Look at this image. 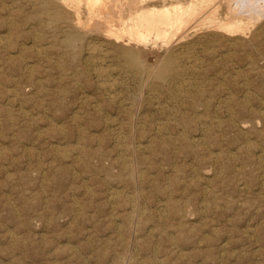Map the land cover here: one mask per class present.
Here are the masks:
<instances>
[{"label":"rangeland","instance_id":"374dc122","mask_svg":"<svg viewBox=\"0 0 264 264\" xmlns=\"http://www.w3.org/2000/svg\"><path fill=\"white\" fill-rule=\"evenodd\" d=\"M2 1L6 2V4ZM14 1H16V0H10V1L9 0H0V4L3 3L0 5V14H2V15H0V34H1L0 40L1 41L4 40V42H0V46H1L0 49H2V50H0V81H1V83H0V87H1L0 88V151L1 152L0 153H1V155L3 154L2 156H0V158H1L0 159V264H113V263L114 264H120V263H122V264L123 263L124 264H128V263H130V264H140V263L141 264H146V263L147 264H150V263L151 264H159V263L160 264H163V263L164 264H264V190L261 191V188L264 189V182H263L264 181V168H263L264 163H262V162H264V158H263L264 157V152H263L264 146H262V145H264V130H263L264 129V126H263L264 123H261V122H264V115H263L264 114V101H263L264 100V98H263V96H264V94H263L264 93V90H263L264 84L261 83L264 81V73H263V71H264V59H263L264 58V54H263L264 53V45L263 44L264 43H261V41L263 42L262 39L264 38V35L261 36L262 38H260L259 42L256 43V45L254 46L257 49L254 47H252V48L247 47V49H246L245 46L242 47L241 45H238V47H237V45H234V46L220 45V46H218V45H213L212 43H207L208 45H206V43H197V46L198 45L199 46L195 47V49H194L195 51H193V52H194L195 56H200L199 58H200V61H202L201 64H202L203 70L200 73H197L196 75L188 74L189 77L191 76V78H193V81H194L193 86L195 88L192 86L193 88L192 87L189 88L188 90H190V91L185 92V93H184V91L183 92L177 91V92H173L174 93V95H173V93H170L173 91V89H169V86H168L169 83L167 85V83L166 84H160L158 82H154V83H151V85H149V87H148V85H146L147 87L144 86L142 88V84H140L139 82H136L137 80H135L131 75L130 76L125 75L126 78H124V74L120 75L118 73V75H119L118 76L117 73H114L113 75L110 76L113 79L108 77V79H110L109 81L113 80L116 82L115 87H117L114 89L115 90L113 92L114 94H112L115 96L114 98L112 97V99H113V101H112L111 94L109 95V92L108 91L106 92L105 88L100 86L101 81L99 78H97V76L94 73L93 68L95 66H93V63H91L89 61V55H88L86 49L84 47H82V48L81 47H75V49L72 47H70V48L67 47L64 44L65 43L64 37H62V36H64V32H62L61 29H59L54 22L52 24V20L49 19L48 15L42 13V11H41L42 8L39 7L40 5L38 3H36V6H35V2L30 1V0H17L18 3L17 2L15 3ZM20 1H22V2H20ZM3 5H5L6 7L4 8ZM31 6H33V8ZM20 7H21V9H20ZM22 7H23V9H22ZM34 7H36V8H34ZM16 9L18 11H16ZM31 9H33V10H31ZM39 10H40V12H39ZM11 11L13 12L12 13L13 15L11 14ZM30 12L32 15L30 14ZM34 13L36 16H34ZM15 14H16V16H15ZM6 15L8 17H6ZM37 15H39V17ZM12 17H14V18L12 19ZM25 17H27V18H25ZM46 17H47V19H46ZM17 18L19 21L17 20ZM45 21H48V22L46 23ZM9 22H10V24H9ZM15 22H16V24H15ZM34 23H36V24H34ZM14 24H15V26H14ZM51 24H52V26H51ZM8 25H9V27H8ZM27 25L30 26L29 29L26 28V27H28ZM32 25L33 26L36 25L35 28L37 30L34 27L32 28ZM37 25H38V27H37ZM39 26H41L40 28H42V29H40ZM6 27L9 29H7ZM12 27H15V28H12ZM47 28H48V30H47ZM55 28H57V29H55ZM12 29L14 31L9 32V30H12ZM26 30H27V33L30 32L32 34H27ZM6 31H7V33H6ZM35 32H37L38 34ZM49 32H51V33H49ZM10 33H12V34L9 35ZM5 34H6V36H5ZM32 35H34L35 37ZM26 36H28V37L26 38ZM40 36L43 39L39 38L40 39V41H39L38 37H40ZM35 38L37 39V41ZM33 39H35V40H33ZM195 39H197L196 41H198L197 37ZM47 40H50V41H47ZM53 40H55V41H53ZM33 41H35V43ZM5 42H7V44ZM4 43L6 44V47L4 46L5 45ZM32 43H34V44H32ZM59 43H60V45H59ZM260 43H261V45H260ZM24 44H25V47H23ZM40 44H41V46H40ZM61 44L62 45L64 44L63 46H65L66 48L63 47ZM46 45L48 46V48L46 47ZM36 46H37V48H36ZM20 47H22V50H20L21 49ZM54 47H58L59 49L57 50V48H54ZM214 47L216 48V50ZM230 47H231V49H230ZM24 48H26L27 50ZM32 48H34V49H32ZM35 48H36V50H35ZM64 48L67 50H65ZM38 49H41L42 52H40V50H38ZM206 49L209 50V51L207 50V52L210 54L206 53ZM228 49H229V51H228ZM52 50H54V51H52ZM73 50H75V52H73ZM211 50H213V51H211ZM14 51L16 52V54ZM64 51H66L68 53H65ZM214 51H215V53H214ZM252 51H254V52H252ZM78 52H80L82 56ZM232 52H234V54ZM256 52H259V53H256ZM260 52L262 53L263 56L261 55ZM18 53H20V56ZM22 53H23V55H22ZM230 53L233 55L231 56ZM42 54H43V56H42ZM47 54H48V56H47ZM52 54H54L55 57ZM62 54H64L67 57H65L64 55H63L64 56L63 57ZM69 54H71V55H69ZM73 54L74 55L79 54V55H77L78 57L76 56L78 59L75 60L76 57ZM225 54L228 57L227 56L224 57ZM11 55L12 56L14 55V57L12 59H11V57H12ZM15 55H16V57H15ZM49 55L51 57H49ZM146 55L148 56L149 54H146ZM206 55H207V57L209 55L210 56L206 59ZM250 55L251 56L253 55V56L251 57ZM255 55H256V57H255ZM45 56L47 58H45ZM222 56H223V58L221 59ZM22 57H24V58H22ZM61 57H63V58H61ZM248 57L249 58L251 57L249 59V61H248ZM254 57H255V59L253 60L252 58H254ZM72 58H74L75 61L72 60ZM218 58H220L222 61ZM233 58H235V59L233 60ZM51 59H52V62H51ZM84 59L86 62L84 61ZM213 59H214V62H216L217 60L219 62L217 61L216 63H213ZM245 59H247V60H245ZM251 59L253 60V63H252ZM257 59L259 61L260 60L261 61L259 62V61H257ZM58 60H59V62H58ZM207 60L209 62H207ZM71 61H74L75 64H77V65H75L74 62H71ZM233 61H235L237 64L234 63ZM8 62L11 64H9ZM69 62H70V64H69ZM83 62L86 64V66ZM204 62H206L207 65ZM25 63H28L27 67H25L26 66ZM232 63L235 65H233ZM54 64L55 65L58 64V66H55ZM209 64H211V65L209 67H207ZM220 64H222V65H220ZM226 64H229L230 66L226 65ZM239 64H240V67H239ZM28 65L30 68L28 67ZM35 65H37V68L35 67ZM71 66H72V68H71ZM224 66H226L227 68L226 67L224 68ZM252 66H254V67H252ZM16 67L17 68L19 67V68L17 69ZM32 67H34V70H35L33 72L31 71V69H33ZM89 67L92 70H90ZM234 67H236V68H234ZM13 68H15L14 72L10 70ZM64 68H66V69L64 70ZM205 68H207V69H205ZM210 68H211V70H209ZM244 68H246V69H244ZM24 69L26 70V72ZM81 69L82 70L84 69V71L82 72ZM216 69L219 72H217ZM235 69H237V71H235ZM238 69H240V70H238ZM258 69L259 70L262 69V71L261 70L259 71ZM241 70H242V72H241ZM73 71L75 72V74ZM85 71H86V73L87 72H89V73L86 74V73H84ZM253 71H255V73H256L255 75H254ZM17 72H18V74H17ZM250 72L252 74H250ZM35 73H36V75H34ZM204 73H205L204 76H206V77L201 76ZM80 74L81 75L83 74V76H81ZM199 74H201L200 77H199ZM27 75H29V76L34 75V76H32V78H31V76L29 77ZM57 75H58V77H57ZM67 75L69 78L67 77ZM69 75L70 76H76L79 79L77 78L75 80L74 78H76V77L70 78ZM216 75H217V77H216ZM85 76H86V78H85ZM229 76H231V77H229ZM25 77H27V78H25ZM66 77H67V79H66ZM80 77H83L82 80ZM223 77H225V78H223ZM244 77L248 78V80L250 79L249 84H248L249 81L247 79H245ZM14 78H15V80H14ZM21 78L23 80H21ZM36 78H38V79H36ZM88 78L89 79L91 78V80L87 81L86 79H88ZM131 78H133V79H131ZM201 78L203 80H201ZM236 78L239 81V83H237L238 81L235 80ZM254 78H255V80H254ZM213 79H214V81H213ZM259 79H262L263 81L259 80ZM19 80H21V81H19ZM79 80L81 82H79ZM85 80H86V82L84 83L83 81H85ZM224 80H225V82H224ZM230 80H231V82H233L232 85H229ZM245 80L247 82H245ZM117 81H119L121 83H119ZM218 81H220V82H218ZM36 82H37V84H36ZM124 82H125V85H123ZM195 82H197V83H195ZM198 82L199 83L202 82L203 84L200 83L197 86L196 84H198ZM217 82L220 83L219 88L222 89V87H223V89H225L224 91L218 89V86H217L218 83ZM41 83H44V84H41ZM49 83H51V84H49ZM221 83H223V85ZM241 83H242V85L239 86ZM127 84H128V86H127ZM214 84H215V86H214ZM225 84H227V86ZM18 85H20V86H18ZM27 85H29V86H27ZM31 85L34 87H30ZM50 85L51 86L54 85V86L51 87ZM58 85H60V86H58ZM49 86H50V89H49ZM56 86H57V88H56ZM69 86H70V88H69ZM71 86L73 88H71ZM163 86H164V88H163ZM170 86H175V84H172V85L170 84ZM210 86H211V88H210ZM242 86H244V87H242ZM92 87H94L93 89L95 91L92 89ZM128 87H129V89H127ZM227 87H229L231 90ZM231 87L234 88V90ZM254 87L257 88L258 90L261 87L262 91L261 92L260 91L254 92V90H257ZM35 88H37L38 90ZM40 88L42 90H45V91L43 92ZM144 88L146 91L144 90ZM236 88H238V89H236ZM17 89H18V92H17ZM47 89H49V90H47ZM63 89H64V92H63ZM74 89H75V91H74ZM119 89L121 92L119 91ZM157 89H159V91ZM167 89L170 91H168ZM195 89H197V90H195ZM214 89L216 90V92H214L215 91ZM226 89L228 90V93L226 92L227 91ZM250 90L252 92H250ZM52 91H53V93H51ZM69 91H70V93H69ZM98 91L99 92L102 91V92L99 93ZM150 91H152V92H150ZM204 91L208 92V93L206 94ZM229 91L231 93H229ZM234 91H238L239 94L237 95V93H235ZM243 91L245 94L243 93ZM14 92H16V93H14ZM65 92H68V93H65ZM131 92L134 93L132 96H131V94H132ZM72 93H74V94H72ZM149 93H151V94H149ZM165 93H166V95H165ZM182 93H183V95H181ZM196 93L198 94V96L196 95ZM219 93H221V94H219ZM240 93H243V95ZM253 93H255L256 96H254L255 94H253ZM257 93H259V94L257 95ZM24 94H26V95H24ZM46 94H48V95H46ZM80 94H83L82 96L86 100L82 96L79 98ZM88 94H90V95H88ZM139 94H140V96H138ZM191 94H193L192 95L193 97H191ZM227 94H230L229 96L231 97L232 102L229 100L230 97L229 98L227 97L228 96ZM234 94H235V97L237 96L236 98L234 97ZM54 95L56 97H54ZM67 95L70 97H67ZM116 95H117V97H116ZM120 95L123 96L124 100ZM135 95L137 97H135ZM150 95L153 99L152 98H151L152 100L146 99V98H149ZM176 95L181 96L182 99L179 98V96L177 97ZM249 95H253V97L250 98ZM247 96H249V97H247ZM57 97H59V98H57ZM61 97L62 98L64 97V98L61 99ZM120 97H121V100H123V101L120 100L121 103L123 102L122 103L123 105L119 101ZM163 97L166 98V101H164L165 99ZM185 97H187V98H185ZM198 97H199V99H198ZM217 97L221 101L218 100ZM225 97H227L226 100L228 102L224 99ZM233 97H234L235 101L233 100ZM238 97L239 98L242 97V98L239 100ZM243 97H244V99H243ZM259 97H260V99H259ZM90 98H92V99H90ZM93 98H95V99H93ZM174 98H175V100H174ZM178 98H179V100L181 99L180 100V102L182 101L181 103L179 102ZM192 98L194 100H196V99L197 100L194 101ZM221 98H223L224 101H226V102H224ZM37 99H38V101H37ZM55 99L57 100L58 104L56 103ZM67 99H68V101H67ZM155 99L157 100L156 101L157 104L155 103ZM188 99L190 100L189 102H191L190 104L193 103L192 105H188ZM242 99L245 101H241ZM247 99H248V101H247ZM62 100H64V101H62ZM95 100H96V102H95ZM136 100H139V101H136ZM142 100H143V102H142ZM148 100H150V101H148ZM169 100H170V103L168 102ZM171 100H174L175 102L171 101ZM176 100L178 101V104L180 105V109H182L184 111L178 109L179 105H177ZM205 100L206 101L209 100V101L205 102ZM258 100H261V101L257 102ZM93 101L95 104L93 103ZM115 101H118V102H115ZM129 101L132 102V104ZM222 101L224 104L222 103ZM251 101H252V103H251ZM47 102H48V104H47ZM65 102H66V104H65ZM78 102H80V104ZM113 102H115V103H113ZM234 102H237V104ZM245 102H247L248 104ZM216 103H218V105ZM227 103L230 105L233 103L231 105V107L234 110L229 105H228V107L230 109H227L228 108ZM241 103H242V106H241ZM54 104H55V106H54ZM67 104H68V106H66ZM82 104H83V107H82ZM88 104L91 106H89ZM97 104H99V105H97ZM113 104L114 105L116 104V105L114 106ZM153 104H156L157 107H156V105L154 106ZM164 104H165V106H164ZM202 104H203V106H202ZM243 104H245V107H247V105H248V111H246L247 108H245ZM249 104H250V106H249ZM254 104H256V105L254 106ZM49 105L52 106L53 108L52 107L49 108L50 107ZM61 105H62L63 109H61V107H60ZM79 105H80V107H79ZM126 105L131 107V109L127 110L129 107H126ZM182 105L187 106V108L185 107L186 110ZM224 105H225V107H224ZM233 105H235L239 110L236 109V107ZM117 106H119L120 108L118 109ZM137 106H138V109H137ZM153 106L155 107L154 109H152ZM171 106H172V108L170 109ZM181 106H182V108H181ZM218 106H220V107H218ZM256 106H257V108H256ZM71 107H72V110H71ZM98 107H100V108H98ZM114 107H115V109H114ZM124 107H125V109H124ZM240 107H241V109H240ZM242 107H244V110ZM252 107H254L255 109ZM260 107L262 109L258 110ZM96 108H98V109H96ZM174 108H176L175 109L176 111L174 110ZM191 108H193V109H191ZM206 108L207 109L209 108V109L207 110ZM216 108H217V111L215 110ZM80 109H82V111ZM196 109L198 112L196 111ZM200 109H201V111H200ZM212 109H214V110H212ZM253 109H254V111H252ZM65 110L70 115L66 114ZM74 110L76 113L74 112ZM88 110H89V112H87ZM109 110H110V112H108ZM169 110H170V112H169ZM202 110H204V111H202ZM210 110H212V111H210ZM220 110H224V111L226 110V111L220 112ZM250 110L253 113H255V117H254V114ZM262 110H263V112H262ZM58 111H60V112H58ZM61 111L62 112L64 111V112L62 113ZM91 111H92V113H91ZM136 111H137V113L139 111V113L136 114ZM141 111H143V113ZM185 111L188 112L187 115L185 114L186 113ZM213 111H215V114L213 113ZM228 111L230 112L229 114L227 113ZM245 111H246V113H245ZM256 111L257 112L259 111V112L257 113ZM77 112L79 113V115ZM128 112L131 113V115H129ZM193 112L195 113L196 116L194 115ZM219 112H220V114H219ZM239 112L241 114H244L245 116L239 114ZM247 112L250 114H248ZM175 113H177V114H175ZM183 113L187 117L186 116L182 117ZM224 113H227V114H224ZM26 114L27 115L29 114V115L27 116ZM73 114H75V115H73ZM105 114L106 115L109 114V115L105 116ZM116 114H118V115H116ZM260 114L262 116H260ZM76 115H78V116H76ZM112 115H114V116H112ZM133 115L136 119L133 117ZM161 115H162V117H161ZM173 115L174 116L176 115V116L174 117ZM232 115H234V116H232ZM31 116L33 118H30ZM79 116H82V117L79 118ZM123 116H125V117H123ZM136 116L138 117V120H137ZM180 116L182 117V119H179ZM198 116H200V117H198ZM211 116L216 118L215 120L218 119V121H214L215 128L213 125L214 118H212ZM224 116H226V117H224ZM74 117L77 119H74ZM149 117H151L152 119ZM157 117L158 118L160 117V118L158 119ZM197 117L199 120L197 119ZM202 117H204V118H202ZM206 117H207V121H206ZM209 117L211 120L208 119ZM222 117H224V118L222 119ZM108 118H109V120H108ZM143 118H145V119L143 120ZM191 118H193V119H191ZM71 119H74V120H71ZM148 119H150V120H148ZM153 119H156V120H153ZM219 119H220V122H219ZM228 119L231 121V124L233 123L232 125L230 124V121H228ZM33 120L37 124L35 122L32 123ZM75 120H78L80 123L78 121H75ZM125 120H127V121H125ZM152 120L154 122L156 121L155 122L156 124L154 123V125L156 127L153 125ZM170 120L172 121V123H174V121L176 123L172 124L170 122ZM222 120H223V122H222ZM252 120L256 121V122H254L255 123L254 125L252 124L253 123ZM12 121L13 122L15 121V122L13 123ZM91 121H93V122L91 123ZM106 121H108L109 123H107ZM163 121H166V122L164 123ZM200 121H201V123H200ZM245 121L247 124L245 123ZM121 122L122 123L127 122L128 124L126 123L127 126L125 124H124L125 126H123V124ZM187 122L188 123L190 122V124H188ZM203 122H204V124H203ZM217 122H218V126H217ZM225 122H227L226 125L224 124ZM243 122L245 123V125ZM111 123L113 125H111ZM120 123L123 127L122 126L120 127ZM158 123H160V124H158ZM163 123H164V125H163ZM179 123L182 124V126L180 128H179V125H180ZM208 123L210 126L206 127L205 125H208ZM211 123H212L214 130L211 126ZM240 123L241 124L243 123L242 126ZM30 124L32 126H30ZM76 124H78V125H76ZM107 124H109V125L107 126ZM145 124L147 126L146 128H145ZM177 124H178V126H177ZM201 124L204 125L205 127L204 126L202 127ZM219 124H220V126H219ZM250 124H252V128H251ZM34 125H35V127H34ZM58 125L61 126L60 129L58 128L59 127ZM63 125H66V126L63 127ZM141 125L144 127H142ZM152 125H153V129H152ZM158 125H160V126L158 127ZM256 125L257 126L259 125V126L255 127ZM134 126L137 129L140 128V130H137L136 128H134ZM161 126H164V127H161ZM199 126H200V128H199ZM222 126H223V129L220 128ZM245 126L249 129V131L244 132L245 130H248ZM160 127L163 130H161ZM166 127H167V131L165 130ZM169 127L171 129H168ZM217 127H218V129L219 128L221 129V130L219 129V132L222 131V133L223 132H225V133H223V134L219 133L217 130ZM236 127L239 129H237ZM61 128L62 129L64 128L65 130L64 129L62 130ZM80 128H81L82 132H81ZM82 128H84V129H82ZM125 128H126V130H125ZM202 128H204L205 131L202 130ZM225 129H228V130L224 131ZM234 129L240 130V131H236ZM251 129L252 130L255 129L254 131H256V132H254V131L252 132ZM72 130L73 131L76 130V132H73ZM83 130H84V132H83ZM104 130H107V132ZM111 130H113V132L115 131L114 134L117 136H115ZM129 130H131V131H129ZM141 130L142 131L146 130V132L141 133L142 132ZM215 130H217V131L215 132ZM258 130L259 131L262 130V132L260 133ZM38 131H39V133H38ZM108 131L109 132L111 131L112 133H109ZM116 131L118 132V134H116L117 133ZM133 131H134V134H133ZM138 131H139V134H138ZM200 131H201V133H200ZM208 131H209V133H208ZM228 131H230V132H228ZM66 132H70V133H66ZM71 132H73V133H71ZM79 132H80V134H79ZM147 132H148V134H146ZM152 132H153V134H152ZM167 132H169V133H167ZM181 132H182V134H181ZM183 132L184 133L186 132V134L188 132V134L186 135ZM240 132H242V134H240ZM127 133L129 135V137H128ZM202 133H204V136ZM246 133H248V135H246ZM259 133H260V135H259ZM85 134H87V135H85ZM162 134H163V136H166L167 138L166 137L162 138ZM189 134L191 135L192 138L189 136ZM120 135L122 136L121 137L122 139L120 138ZM124 135H125V137H124ZM152 135H154V136H152ZM216 135H217V137H215ZM230 135H232V136H230ZM63 136L64 137L66 136L65 138H67V139H65ZM174 136H175V138H174ZM207 136H209L210 138L209 137L206 138ZM223 136H225V137H223ZM246 136L248 138H246ZM72 137H74L73 140H72ZM99 137H100V140L98 141ZM126 137L130 141V143ZM137 137H138V139H137ZM152 137H154V138H152ZM183 137H184V139H183ZM226 137L228 138V141H226L227 140ZM233 137H234V140H233ZM261 137H263V138H261ZM41 138H42V140H41ZM111 138H113V139H111ZM124 138H126V139L123 140ZM160 138H162V139H160ZM169 138H171V139H169ZM186 138H188V139H186ZM223 138H225V139H223ZM146 139H148V140H146ZM149 139H153V141L154 140L155 141L151 142V140L149 141ZM191 139H194L196 142L194 140L192 141ZM200 139H202L203 142H200V141H202ZM206 139L207 140L210 139V140L207 141ZM135 140L136 141L138 140V141L136 142ZM159 140H161V142ZM72 141H73V143H72ZM100 141H104V142H102V144H100L101 143ZM163 141L167 142V143L164 142L165 146L163 145ZM173 141L175 142L174 145L177 148H175L174 145L172 147H170L173 144ZM184 141L185 142L188 141L189 143L188 142L185 143ZM247 141H248V143H247ZM127 142H128V144H131L129 148L127 147V145H128ZM156 142H157V145L154 146V144ZM168 142L170 144H168ZM193 142H194V144H193ZM220 142H221V144H220ZM257 142L259 143V145ZM124 143L127 145H125ZM195 143L199 144V146L196 145V147H195L194 146ZM81 144L83 147L80 146ZM111 144H112V146H111ZM120 144H123V145H120ZM139 144H140V146H138ZM147 144H148V147H146ZM166 144L168 145V147ZM178 144H179V146H178ZM250 144H251V146H250ZM101 145H102V147H101ZM218 145H220V146H218ZM240 145H241V147L239 148ZM66 146H68V147H66ZM72 146H76L77 148L72 147ZM114 146H116V148ZM131 146H133V148H131ZM141 146L142 147L144 146L146 149L143 147V150H142ZM158 146L160 148H158ZM205 146H208V148ZM247 146L250 147V148H248L249 153H247V151L245 150ZM161 147H163V148H161ZM169 147L173 150L169 149ZM178 147H180V148H178ZM251 147H252V149H251ZM74 148L77 151L74 150ZM89 148H91V149H89ZM107 148H108V150H107ZM117 148H120V149H117ZM125 148L128 150H126ZM195 148H196V150H194ZM84 149H87V150H84ZM100 149L103 150V152L102 151L98 152V151H100ZM185 149H187V150H185ZM200 149H202V150H200ZM208 149H210L212 151H210ZM260 149L262 150V152ZM2 150H4V151H2ZM125 150H126L127 154L125 153ZM140 150H142V151H140ZM198 150L201 152V156H200V152ZM235 150H236V152H235ZM70 151H71V153H69ZM87 151H89L90 153ZM95 151H97V152H95ZM106 151L108 152V155H107ZM119 151L120 152L122 151V153H120ZM152 151H154L155 153H153ZM206 151L208 153H206ZM217 151L218 152L220 151V155ZM230 151H231L232 155L233 154L238 155V156L237 155H235V156L239 161H237V159L234 157V155H233V157L235 159L232 157V155L230 154ZM250 151H252V152H250ZM258 151L260 152V154ZM82 152H84L85 156L84 155L81 156L83 154ZM109 152H110V154H109ZM123 152L126 154V156H128V158L126 157L128 160L124 159L125 154ZM138 152H140V153L138 154ZM144 152H145V154H144ZM167 152H170V153L167 154ZM192 152H194L195 154L194 153L192 154ZM225 152H226V155H225ZM104 153H106V154H104ZM176 153L179 155H177ZM66 154H68L69 156ZM101 154H102L101 158L103 159V157H104V160H102L100 158ZM117 154L118 155L121 154L118 156L120 158L116 157ZM154 154H155V156H154ZM167 155H170V156H168L169 157L168 159H167ZM171 155L172 156L175 155V156L172 157ZM176 155H177V157H176ZM196 155H197V157H196ZM204 155H206L207 158ZM208 155H210V157L211 156H214V157L209 158ZM227 155L231 156L232 158L231 157L228 158ZM244 155H246V157ZM108 156H109V158H108ZM181 156H183V158ZM202 156H204L206 158V160H204L205 158ZM239 156H241V157L239 158ZM96 157H98V158H96ZM105 157H107V159ZM139 157H141V158H139ZM147 157L148 158L150 157L149 160L147 159ZM217 157L221 161H219ZM225 157H227V158H225ZM142 158L146 159V161H144V159H142ZM230 158H231V160H230ZM78 159H81V160H78ZM121 159H123V160H121ZM175 159H177V160H175ZM200 159H203L202 163H201ZM258 159H259V162H258ZM77 160L80 162H77ZM119 160H120V162H119ZM81 161H82V163H81ZM83 161H84V163H83ZM122 161H124V163ZM140 161H142L141 162L142 165H141ZM153 161H155V164L157 162V164H159V166L157 164L155 165ZM226 161H228V162H226ZM89 162H90L91 166H88V165H90ZM108 162H109V164H108ZM206 162H207V164H209L208 162H210L211 164H209V166H208V165H206ZM224 162L226 163V165ZM98 163H99V165H97ZM150 163H151V165H150ZM212 163L214 164V166ZM218 163H219V165H216ZM130 165H132V166H130ZM147 165H148V167H147ZM210 165H212V166H210ZM243 165H244V167H243ZM253 165H255L257 168ZM226 166L227 167L229 166V168H227ZM93 167H95V168L93 169ZM133 167L136 168L134 170H136L137 174L135 173V171L133 172V169H132ZM140 167H142V169L144 167V169L142 170ZM192 167L195 171L192 169ZM210 167H212V168H210ZM231 167H233L235 170ZM249 167H250V169L252 168L250 171H248ZM259 167H260V170H258ZM184 168H186V169H184ZM254 168H256V169H254ZM114 169H116V170H114ZM145 169H146V171H145ZM154 169L155 170L157 169L156 172ZM61 170H63L64 172ZM91 170H93V171H91ZM159 170H160V172L162 171L163 173L161 172V174H160ZM196 170H198V172H196ZM212 170H214L215 174L214 173L212 174V172H213ZM225 170H227V172ZM113 171H116V172H113ZM176 171H178V172H176ZM206 171H208V172H206ZM215 171H217V172H215ZM146 172L150 173V175L149 176L146 175ZM172 172H174V173H172ZM194 172H196L197 178H196V176L194 178V174H195ZM223 173H225V175ZM131 174L133 175V177L135 179L132 177ZM144 174L148 177L147 178L145 176L146 181L143 178ZM159 174H160V178H158ZM200 174H202V175H200ZM123 175H124V177H122ZM129 176H131V177H129ZM191 176H193V177H191ZM200 176H202V177L200 178ZM207 176L210 179H208ZM190 177H191L192 181L189 180ZM240 177L244 178L245 180L240 178ZM101 178H104V179H101ZM116 178H120V179L117 181ZM186 178L188 181L187 180L185 181ZM213 178L218 179V180H214ZM153 179H154V181H153ZM197 179H199L198 183H197ZM211 179H213V180H211ZM155 180H157V182H161V184L160 183H159L160 185H158L157 183L154 184ZM170 180H173V181H170ZM193 180L196 181V182L194 181L195 182L194 184H193ZM200 180H201V184L199 183ZM111 181H113V182H111ZM147 181H148V185L146 183ZM190 181L192 182V188L190 186L191 184H189V183H191ZM209 181H211V183H208ZM212 181H213V183H212ZM222 181H224V182L222 183ZM131 182L133 183V185L131 184ZM142 182H144V183H142ZM162 182L163 183L166 182V183L163 184ZM247 182H249V183H247ZM140 183H141V185H139ZM150 183H152V185H150ZM196 183L198 185L199 184L200 185L198 186ZM219 183H221V184L219 185ZM19 184H21V185H19ZM108 184L111 186H109ZM241 184H243V186ZM246 184H247V186H246ZM260 184L262 185V187ZM121 186H123V187L121 188ZM153 186H156L155 187L156 189ZM166 186H169L168 188H170L169 189L170 192L173 190L171 193L169 192L170 194L166 193V192H168V190L166 192L163 190V189H165V190L168 189V188H166ZM200 186H201V188H200ZM240 186H242V188ZM239 187H240V189H239ZM112 188H115L114 189L115 191L110 193V191L113 190ZM136 188H137V190H136ZM171 188H172V190H171ZM205 188H206V190H205ZM211 188H212V191H211ZM213 188L215 190H213ZM116 189L118 190V192H120V190H122L120 193L124 192L123 195H125L124 197L126 198L125 199L122 196L124 202L122 201V199L120 197L122 194L118 193ZM123 189H125V190H123ZM133 189H135V190H133ZM141 189H142V191H140ZM149 189L151 191H149ZM153 189H155V191ZM157 190H158V192H157ZM146 191H148V192H146ZM153 191H154V193H153ZM207 191H208V193H207ZM209 191H210V195L211 194L213 195L214 193H216V194L214 196H212V195L209 196ZM151 192L153 193L152 195L156 199H154V197L152 195H150ZM173 193H174V196H173ZM137 194H138V196H137ZM143 194L147 198L150 197L149 200H147L149 202L146 201V198L144 197ZM114 195L118 198H116ZM169 195L172 197H170ZM156 196H158V197H156ZM112 197L113 198L115 197L113 203H112V201H113ZM132 198L135 200H133ZM141 198H142V200H140ZM170 198L171 199L174 198V199H172L173 200L172 202H171ZM109 199H110V202H109ZM115 199H117V200H115ZM157 199H159V200H157ZM168 199L170 200L171 203L168 201ZM177 199H179V200H177ZM150 201H153V202H150ZM142 202H143V204H142ZM145 202L147 205H145ZM175 202L178 204H176ZM151 203H154V204H151ZM172 203H173V205H172ZM184 203L185 204L187 203V204L184 206L183 205ZM132 204H136V206H135L136 208L133 207L134 205H132ZM140 205H141V208L139 211ZM157 205H159V207H157ZM188 205L190 206V208L188 207ZM166 206H167V208H165ZM173 206H177V207H174L175 211L172 210L173 208H171ZM182 206H183V208H182ZM168 207H170L171 213L169 212ZM185 207H187L189 209V211ZM181 208L184 209L185 211L183 210L184 211L183 212ZM147 209H151V210H148L146 212ZM158 209H159V213L157 212ZM143 210H144V212H143ZM164 211L166 212L165 214H164ZM172 211H174V212H172ZM178 211H179V213L180 212L181 213L176 214ZM187 211L189 212L188 214H187ZM155 212L158 214H155ZM149 213H150V215H149ZM154 214L156 216H154ZM122 215L126 218L122 217ZM148 215L150 217H148ZM157 215L158 216L161 215V217L163 215H166V216L162 217L165 220L164 221L165 223L163 222V219L161 217H158ZM182 215H184L186 218ZM188 215H190V216H188ZM136 216H138L139 220L136 218ZM141 216H143L144 218H142ZM177 216H179V217H177ZM155 217H157L158 219H160V218L161 219L158 220ZM183 217H184L185 221H183ZM148 218H149V220H148ZM168 218H170L171 221ZM140 223L142 225L144 224L143 228H141ZM166 223H167V225H165ZM170 223H172V224H170ZM189 223H190V225H189ZM139 224H140V226H139ZM174 224H175V226H174ZM117 225H120V227ZM124 225H127V226H124ZM177 225H179V226H177ZM184 225H186V226L184 227ZM187 225L190 227H188ZM134 226L135 227L137 226V227L135 228ZM172 226H174V227H172ZM176 226L178 228H176ZM153 228H155V230H153ZM180 228H181V230H180ZM177 229H178V231H177ZM251 229L252 230L254 229V231H252ZM120 230H121L122 235L120 233ZM147 230H149V231L153 230L154 235L151 234V232H149ZM174 230L177 232H174ZM186 231H189V234H187L188 232H186ZM172 232H173V234H172ZM139 233H140V235H138ZM180 233H181V236H179ZM185 233L188 236L191 235L190 239H188L189 237L184 235ZM128 234H129V236H128ZM132 235H133V237H132ZM150 235H151V237H150ZM120 236H122V237H120ZM126 236L128 237V239H130V243H129V240L126 238ZM176 236L178 237V239ZM122 238H125V239L122 240ZM180 238H182V239H180ZM176 239H177V241H176ZM181 240H182V242H180ZM137 241H139V242H137ZM152 241H154V242H152ZM172 241L175 243H173ZM184 242H186V243L184 244ZM126 243H128V244L126 245ZM134 243H136L137 245L139 243L140 246L139 245L137 246ZM126 246H128V247L126 248ZM155 247H156V249H155ZM180 247H181V249H180ZM223 247H224V249H223ZM127 249H128V251H126ZM135 249H137V250L135 251ZM177 249L180 251H178ZM76 251H77V253H76ZM122 252H123V254L121 255ZM183 253H184V255H183ZM130 254H132V256ZM135 254L136 255L138 254L137 255L138 257H136ZM126 258H128V259H126ZM132 258H134L133 259L134 261L132 260ZM142 258L145 260H143ZM115 261H116V263H115ZM139 261H140V263H139ZM157 262H159V263H157Z\"/></svg>","mask_w":264,"mask_h":264},{"label":"bare ground","instance_id":"6f19581e","mask_svg":"<svg viewBox=\"0 0 264 264\" xmlns=\"http://www.w3.org/2000/svg\"><path fill=\"white\" fill-rule=\"evenodd\" d=\"M10 1V0H9ZM30 1H34L35 2V6H36V3H38L40 6L39 7H41L42 8V13H44V14H46V15H48V17H49V19L50 20H52V24H53V22L57 25V27L59 28V29H61V31L62 32H64V36H62V37H64V44L67 46V47H72V48H74L75 49V47H84L85 49H86V51H87V53H88V55H89V61L91 62V63H93V66H95L93 69H94V73H95V75L97 76V78H99L100 79V81H101V83H100V86H102L103 88H105V90H106V92L108 91L109 92V95L111 94V99H112V97L114 98L115 96L114 95H112V94H114L113 92L115 91L114 89L115 88H117V87H115V84H116V82L115 81H113V80H111V81H109L110 79H108V77L109 78H111L110 76L111 75H113L114 73H117V75H118V73L121 75V74H124V78H126L125 77V75H131L135 80H137L136 82H139L140 84H142V88L144 87V86H146V85H148V87H149V85H151V83H154V82H158V83H160V84H166L167 83V85H168V83H169V89H173V91L172 92H170V93H173V92H177V91H184V93L185 92H188V91H190V90H188L189 88H191L192 86H193V84H194V81H193V78H191V76L189 77V75L188 74H194V75H196L197 73H200L203 69H202V61H200V56H195L194 55V52L193 51H195L194 49H195V47H198L197 46V43H206V45H208L207 43H212L213 45H218V46H220V45H228V46H234V45H237V47H238V45H241L242 47L243 46H245V48L247 49V47H254L255 45H256V43H258L259 42V39L260 38H262L261 36L262 35H264V0H30ZM2 2H4V1H2ZM15 3L17 2V0L16 1H14ZM20 2H22V1H20ZM5 4H6V2H4ZM11 3V2H10ZM18 3V2H17ZM30 3V2H29ZM1 4H3V3H1ZM0 4V5H1ZM9 5V4H8ZM27 5V4H26ZM4 6V8L6 7L5 5H3ZM10 6V5H9ZM17 6V5H16ZM11 7V6H10ZM32 8H33V6H31ZM13 8V7H12ZM11 8V9H12ZM18 8V7H17ZM34 8H36V7H34ZM7 9V8H6ZM19 9V8H18ZM20 9H21V7H20ZM22 9H23V7H22ZM31 10H33V9H31ZM14 11V10H13ZM16 11H18L17 9H16ZM30 11V10H29ZM8 12V11H7ZM22 12V11H21ZM28 12V11H27ZM39 12H40V10H39ZM13 12L11 11V14H12ZM9 14V13H8ZM7 14V15H8ZM10 14V15H11ZM30 14H31V12H30ZM37 14V13H36ZM0 15H2V14H0ZM6 15V17H8ZM13 15V14H12ZM32 15V14H31ZM4 16V15H3ZM15 16H16V14H15ZM24 16V15H23ZM34 16H36L35 15V13H34ZM38 17H39V15H37ZM11 17V16H10ZM20 17V16H19ZM22 17V16H21ZM28 17V16H27ZM27 17H25V18H27ZM14 17H12V19H13ZM46 19H47V17H46ZM11 20V19H10ZM9 20V21H10ZM17 20H18V18H17ZM41 20V19H40ZM16 21V20H15ZM19 21V20H18ZM25 21V20H24ZM49 21V20H48ZM48 21H45L46 23L48 22ZM8 22V21H7ZM12 22V21H11ZM35 22V21H34ZM22 23V22H21ZM6 24V23H5ZM9 24H10V22H9ZM15 24H16V22H15ZM15 24H14V26H15ZM34 24H36V23H34ZM38 24V23H37ZM52 24H51V26H52ZM12 25V24H11ZM10 25V26H11ZM18 25V24H17ZM21 25V24H20ZM25 25V24H24ZM13 26V25H12ZM28 26V25H27ZM8 27H9V25H8ZM29 27L30 26H28V27H26V28H28L29 29ZM35 28L36 27V25L35 26H33L32 25V28ZM37 27H38V25H37ZM41 26H39V28H40ZM7 28V27H6ZM12 28H15V27H12ZM17 28V27H16ZM24 28V27H23ZM38 28V29H39ZM7 29H9V28H7ZM25 29V28H24ZM36 29V28H35ZM40 29H42V28H40ZM55 29H57V28H55ZM3 30V29H2ZM37 30V29H36ZM47 30H48V28H47ZM12 32V31H14L13 29L12 30H9V32ZM30 31V30H29ZM35 31V30H34ZM33 31V32H34ZM53 31V30H52ZM51 31V32H52ZM4 32V31H3ZM39 32V31H38ZM51 32H49V33H51ZM61 32V33H62ZM6 33H7V31H6ZM25 33V32H24ZM23 33V34H24ZM26 33H27V30H26ZM35 33H37V32H35ZM12 33H10L9 35H11ZM27 34H32V33H27ZM38 34V33H37ZM1 35V34H0ZM40 35V34H39ZM60 35V34H59ZM63 35V34H62ZM5 36H6V34H5ZM32 36H34V35H32ZM61 36V35H60ZM59 36V37H60ZM1 37V36H0ZM28 36H26V38H27ZM35 37V36H34ZM198 38V41H196L197 39H195V38ZM8 38V37H7ZM33 38V37H32ZM39 38H41V36L40 37H38V39ZM54 38V37H53ZM3 39V38H2ZM36 39V38H35ZM35 39H33V40H35ZM41 39H43V38H41ZM10 40V39H9ZM46 40V39H45ZM263 40V42L261 41V43H264V38L262 39ZM21 41V40H20ZM24 41V40H23ZM36 41H37V39H36ZM39 41H40V39H39ZM47 41H50V40H47ZM53 41H55V40H53ZM0 42H4V40H0ZM34 43H35V41H33ZM6 44H7V42H5ZM4 43V44H5ZM20 43V42H19ZM34 43H32V44H34ZM51 43V42H50ZM261 43H260V45H261ZM6 44L4 45L5 47H6ZM44 44V43H43ZM46 44V43H45ZM63 44V45H64ZM22 45V44H21ZM38 45V44H37ZM54 45V44H53ZM59 45H60V43H59ZM62 45V44H61ZM62 45V46H63ZM205 45V44H204ZM212 45V46H213ZM264 45V44H263ZM10 46V45H9ZM32 46V45H31ZM40 46H41V44H40ZM39 46V47H40ZM52 46V45H51ZM55 46V45H54ZM211 46V45H210ZM23 47H25V44H24V46ZM45 47V46H44ZM46 47L48 48V46L46 45ZM63 47H65V46H63ZM62 47V48H63ZM236 47V46H235ZM241 47V48H242ZM0 48H1V46H0ZM21 49L20 50H22V47H20ZM29 48V47H28ZM36 48H37V46H36ZM36 48H35V50H36ZM54 48H57V50L59 49L58 47H54ZM53 48V49H54ZM66 48V47H65ZM64 48V49H65ZM68 48V49H69ZM80 48V49H81ZM215 48V47H214ZM254 48H256V47H254ZM24 49H26V48H24ZM23 49V50H24ZM32 49H34V48H32ZM44 49V48H43ZM46 49V48H45ZM78 49V48H77ZM76 49V50H77ZM213 49V48H212ZM230 49H231V47H230ZM257 49V48H256ZM0 50H2V49H0ZM27 50V49H26ZM31 50V49H30ZM38 50H40V52H42V50L41 49H38ZM65 50H67V49H65ZM70 50V49H69ZM79 50V49H78ZM84 50V49H83ZM207 50L208 49H206V53H208L207 52ZM215 50H216V48H215ZM218 50V49H217ZM17 51V50H16ZM32 51V50H31ZM52 51H54V50H52ZM82 51V50H81ZM209 51V50H208ZM211 51H213V50H211ZM228 51H229V49H228ZM227 51V52H228ZM247 51V50H246ZM255 51V50H254ZM254 51H252V52H254ZM4 52V51H3ZM15 52V51H14ZM20 52V51H19ZM22 52V51H21ZM46 52V51H45ZM49 52V51H48ZM62 52V51H61ZM65 53H68V52H66V51H64ZM72 52V51H71ZM73 52H75V50H73ZM72 52V53H73ZM200 52V51H199ZM225 52V51H224ZM34 53V52H33ZM32 53V54H33ZM47 53V52H46ZM45 53V54H46ZM78 53H80V52H78ZM202 53V52H201ZM204 53V52H203ZM214 53H215V51H214ZM233 54H234V52H232ZM236 53V52H235ZM245 53V52H244ZM256 53H259V52H256ZM261 53V52H260ZM8 54V53H7ZM6 54V55H7ZM15 54H16V52H15ZM19 54V56H20V53H18ZM55 54V53H54ZM54 54H52L54 57H55V55ZM146 54H149L148 56L146 55ZM205 54V53H204ZM203 54V55H204ZM208 54H210V53H208ZM223 54V53H222ZM233 54H231L230 53V55L232 56ZM264 54V53H263ZM22 55H23V53H22ZM39 55V54H38ZM64 54H62V56H63ZM69 55H71V54H69ZM74 55V54H73ZM72 55V56H73ZM77 55H79V54H77ZM77 55H74L75 57L77 56ZM80 55H81V53H80ZM224 55V54H223ZM249 55V54H248ZM259 55V54H258ZM261 55H262V53H261ZM12 56V55H11ZM32 56V55H31ZM42 56H43V54H42ZM47 56H48V54H47ZM52 56V57H53ZM65 56V55H64ZM63 56V57H64ZM73 56V57H74ZM82 56V55H81ZM202 56V55H201ZM210 56V55H209ZM208 56V57H209ZM220 56V55H219ZM227 55L225 54V56L224 57H226ZM251 56V55H250ZM253 56V55H252ZM251 56V57H252ZM263 56V55H262ZM14 57V55L11 57V59ZM15 57H16V55H15ZM49 57H51L50 55H49ZM63 57H61V58H63ZM65 57H67V56H65ZM78 57V56H77ZM75 58V60L76 59H78V58ZM84 57V56H83ZM204 57V56H203ZM207 57V55H206V59L208 58ZM213 57V56H212ZM218 57V56H217ZM228 57V56H227ZM244 57V56H243ZM250 57V58H251ZM255 57H256V55H255ZM255 57L254 58H252L253 60L255 59ZM19 58V57H18ZM22 58H24V57H22ZM43 58V57H42ZM45 58H47L46 56H45ZM223 58V56L221 57V59ZM232 58V57H231ZM249 57H248V61H249V59H250ZM261 58V57H260ZM259 58V59H260ZM49 59V58H48ZM57 59V58H56ZM204 59V58H203ZM218 59H220V58H218ZM220 59V60H221ZM230 59V58H229ZM235 58H233V60H234ZM251 59V60H252ZM264 59V58H263ZM25 60V59H24ZM27 60V59H26ZM50 60V59H49ZM69 60V59H68ZM71 60V59H70ZM72 60H74V58H72ZM74 60V61H75ZM82 60V59H81ZM231 60V59H230ZM245 60H247V59H245ZM250 60V61H251ZM253 60H252V63H253ZM34 61V60H33ZM32 61V62H33ZM46 61V60H45ZM74 61H71V62H74ZM84 61H85V59H84ZM206 61V60H205ZM218 61V60H217ZM216 61V62H217ZM222 61V60H221ZM224 61V60H223ZM257 61H259L258 59H257ZM261 61V60H260ZM259 61V62H260ZM51 62H52V59H51ZM55 62V61H54ZM58 62H59V60H58ZM82 62V61H81ZM86 62V61H85ZM207 62H209L208 60H207ZM212 62V61H211ZM216 62H214V59H213V63H216ZM219 62V61H218ZM230 62V61H229ZM234 63H236L235 61H233ZM246 62V61H245ZM9 63V62H8ZM7 63V64H8ZM18 63V62H17ZM47 63V62H46ZM61 63V62H60ZM59 63V64H60ZM84 63V62H83ZM88 63V62H87ZM204 63H206V62H204ZM203 63V64H204ZM223 63V62H222ZM226 63V62H225ZM9 64H11V63H9ZM8 64V65H9ZM26 64V66L25 67H27V64L28 63H25ZM62 64V63H61ZM69 64H70V62H69ZM72 64V63H71ZM74 64H75V62H74ZM85 64V63H84ZM212 64V63H211ZM211 64H209L207 67H209ZM224 64V63H223ZM233 64V63H232ZM237 64V63H236ZM248 64V63H247ZM260 64V63H259ZM7 65V66H8ZM15 65V64H14ZM55 65V64H54ZM75 65H77V64H75ZM206 65H207V63H206ZM215 65V64H214ZM218 65V64H217ZM220 65H222V64H220ZM219 65V66H220ZM226 65H229V64H226ZM233 65H235V64H233ZM258 65V64H257ZM33 66V65H32ZM55 66H58V64L57 65H55ZM62 66V65H61ZM79 66V65H78ZM85 66H86V64H85ZM230 66V65H229ZM28 67H29V65H28ZM35 67L37 68V65H35ZM75 67V66H74ZM91 67V66H90ZM89 67V68H90ZM218 67V66H217ZM216 67V68H217ZM222 67V66H221ZM226 66H224V68H225ZM239 67H240V64H239ZM243 67V66H242ZM252 67H254V66H252ZM259 67V66H258ZM17 68V67H16ZM19 68V67H18ZM17 68V69H18ZM24 68V67H23ZM30 68V67H29ZM33 69H31V71L33 72V71H35L34 70V67H32ZM56 68V67H55ZM62 68V67H61ZM71 68H72V66H71ZM78 68V67H77ZM86 68V67H85ZM220 68V67H219ZM227 68V67H226ZM234 68H236V67H234ZM260 68V67H259ZM14 69L15 68H13V69H10L11 71H13L14 72ZM26 69V68H25ZM24 69V70H25ZM28 69V68H27ZM48 69V68H47ZM66 68H64V70H65ZM205 69H207V68H205ZM232 69V68H231ZM230 69V70H231ZM241 69V68H240ZM240 69H238V70H240ZM244 69H246V68H244ZM250 69V68H249ZM248 69V70H249ZM60 70V69H59ZM90 70H92L91 68H90ZM209 70H211V68L209 69ZM259 70V69H258ZM261 71H262V69H260ZM259 70V71H260ZM17 71V70H16ZM30 71V70H29ZM28 71V72H29ZM48 71V70H47ZM68 71V70H67ZM81 71L83 72L84 71V69L82 70L81 69ZM216 71H217V69H216ZM235 71H237V69H235ZM244 71V70H243ZM256 71V70H255ZM255 71H253L254 72V75L256 74L255 73ZM25 72H26V70H25ZM38 72V71H37ZM36 72V73H37ZM74 72V71H73ZM206 72V71H205ZM217 72H219V71H217ZM241 72H242V70H241ZM252 72V71H251ZM250 72V74H252ZM258 72V71H257ZM36 73L34 74V75H36ZM71 73V72H70ZM77 73V72H76ZM80 73V72H79ZM78 73V74H79ZM84 73H86V71L84 72ZM89 72H87L86 74H88ZM225 73V72H224ZM228 73V72H227ZM235 73V72H234ZM244 73V72H243ZM249 73V72H248ZM263 73H264V71H263ZM17 74H18V72H17ZM39 74V73H38ZM50 74V73H49ZM69 74V73H68ZM74 74H75V72H74ZM214 74V73H213ZM232 74V73H231ZM236 74V73H235ZM240 74V73H239ZM16 75V74H15ZM34 75H30L31 76V78H32V76H34ZM64 75V74H63ZM71 75V74H70ZM69 75V76H70ZM81 75V74H80ZM85 75V74H84ZM188 75V76H187ZM200 75L201 74H199V77H200ZM205 75V73L203 74V75H201L202 77H206V76H204ZM227 75V74H226ZM225 75V76H226ZM234 75V74H233ZM3 76V75H2ZM1 76V77H2ZM27 76H29V75H27ZM29 76V77H30ZM52 76V75H51ZM81 76H83V74L81 75ZM115 76V75H114ZM119 76V75H118ZM198 76V75H197ZM228 76V75H227ZM238 76V75H237ZM245 76V75H244ZM248 76V75H247ZM263 76V75H262ZM38 77V76H37ZM41 77V76H40ZM39 77V78H40ZM50 77V76H49ZM57 77H58V75H57ZM62 77V76H61ZM67 77H68V75H67ZM67 77H66V79H67ZM72 77H76V76H70V78H72ZM193 77V76H192ZM216 77H217V75H216ZM215 77V78H216ZM229 77H231V76H229ZM249 77V76H248ZM251 77V76H250ZM25 78H27V77H25ZM24 78V79H25ZM48 78V77H47ZM69 78V77H68ZM78 77H76V78H74L75 80L77 79ZM81 78V80H82V78L83 77H80ZM85 78H86V76H85ZM120 78V77H119ZM133 78H131V79H133ZM213 78V77H212ZM223 78H225V77H223ZM238 78V77H237ZM237 78L235 79V80H237ZM245 79H247L248 80V78H246V77H244ZM243 78V79H244ZM17 79V78H16ZM36 79H38V78H36ZM49 79V78H48ZM63 79V78H62ZM79 79V78H78ZM111 79H113V78H111ZM128 79V78H127ZM230 79V78H229ZM258 79V78H257ZM263 79V78H262ZM262 79H259V80H262ZM14 80H15V78H14ZM18 80V79H17ZM21 80H23L22 78H21ZM21 80H19V81H21ZM29 80V79H28ZM27 80V81H28ZM31 80V79H30ZM40 80V79H39ZM52 80V79H51ZM56 80V79H55ZM61 80V79H60ZM59 80V81H60ZM64 80V79H63ZM87 81H90L91 80V78L89 79H86ZM86 80L85 81H83L84 83L86 82ZM98 80V79H97ZM118 80V79H117ZM130 80V79H129ZM201 80H203L202 78H201ZM223 80V79H222ZM233 80V79H232ZM234 80V81H235ZM250 80V79H249ZM248 80V81H249ZM254 80H255V78H254ZM42 81V80H41ZM126 81V80H125ZM132 81V80H131ZM208 81V80H207ZM206 81V82H207ZM213 81H214V79H213ZM227 81V80H226ZM238 81V80H237ZM263 81V80H262ZM18 82V81H17ZM43 82V81H42ZM68 82V81H67ZM79 82H81L80 80H79ZM117 82H119V81H117ZM205 82V81H204ZM218 82H220V81H218ZM217 82V83H218ZM224 82H225V80H224ZM242 82V81H241ZM244 82V81H243ZM245 82H247L246 80H245ZM264 82V81H263ZM263 82H261L262 84H264ZM0 83H1V81H0ZM21 83V82H20ZM28 83V82H27ZM40 83V82H39ZM55 83V82H54ZM53 83V84H54ZM119 83H121V82H119ZM131 83V82H130ZM195 83H197V82H195ZM200 83H202V82H200ZM199 82H198V84H196L197 86L200 84ZM227 83V82H226ZM231 83V84H230ZM230 83H229V85H232V83L233 82H231V80H230ZM235 83V82H234ZM237 83H239V81L237 82ZM236 83V84H237ZM250 83V81L248 82V84ZM18 84V83H17ZM36 84H37V82H36ZM41 84H44V83H41ZM49 84H51V83H49ZM64 84V83H63ZM77 84V83H76ZM79 84V83H78ZM81 84V83H80ZM87 84V83H86ZM170 84L172 85V84H175V86H170ZM203 84V83H202ZM210 84V83H209ZM219 84L220 83H218V89H220L219 88ZM222 85H223V83H221ZM228 84V83H227ZM227 84H225L226 86H227ZM235 84V85H236ZM39 85V84H38ZM84 85V84H83ZM99 85V84H98ZM123 85H125V82L123 83ZM133 85V84H132ZM208 85V84H207ZM206 85V86H207ZM224 85V86H225ZM234 85V84H233ZM242 85V83L239 85V86H241ZM246 85V84H245ZM244 85V86H245ZM17 86V85H16ZM18 86H20V85H18ZM27 86H29V85H27ZM51 86V85H50ZM50 86H49V89H50ZM54 86V85H53ZM53 86H51V87H53ZM58 86H60V85H58ZM64 86V85H63ZM68 86V85H67ZM117 86V85H116ZM127 86H128V84H127ZM130 86V85H129ZM134 86V85H133ZM153 86V85H152ZM166 86V85H165ZM196 86V87H197ZM214 86H215V84H214ZM221 86V85H220ZM244 86H242V87H244ZM247 86V85H246ZM249 86V85H248ZM3 87V86H2ZM14 87V86H13ZM30 87H34V86H30ZM36 87V86H35ZM41 87V86H40ZM48 87V86H47ZM84 87V86H83ZM147 87V86H146ZM194 87V86H193ZM192 87V88H193ZM237 87V86H236ZM251 87V86H250ZM253 87V86H252ZM258 87V86H257ZM1 88V87H0ZM15 88V87H14ZM17 88V87H16ZM42 88V87H41ZM40 88V89H41ZM56 88H57V86H56ZM64 88V87H63ZM69 88H70V86H69ZM71 88H73L72 86H71ZM94 87H92V89H93ZM163 88H164V86H163ZM166 88V87H165ZM195 88V87H194ZM201 88V87H200ZM210 88H211V86H210ZM217 88V87H216ZM215 88V89H216ZM227 88H229V87H227ZM232 88V87H231ZM239 88V87H238ZM238 88H236V89H238ZM246 88V87H245ZM248 88V87H247ZM255 88V87H254ZM263 88V87H262ZM35 89H37V88H35ZM49 89H47V90H49ZM91 89V90H92ZM98 89V88H97ZM127 89H129V87L127 88ZM134 89V88H133ZM147 89V88H146ZM156 89V88H155ZM198 89V88H197ZM197 89H195V90H197ZM213 89V88H212ZM214 89V90H215ZM230 89V88H229ZM233 90H234V88H232ZM255 89H257V88H255ZM11 90V89H10ZM16 90V89H15ZM32 90V89H31ZM30 90V91H31ZM38 90V89H37ZM42 90V89H41ZM56 90V89H55ZM81 90V89H80ZM89 90V89H88ZM94 90V89H93ZM141 90V89H140ZM144 90H145V88H144ZM158 91H159V89H157ZM168 90V89H167ZM204 90V89H203ZM220 90H225V89H223V87H222V89H220ZM219 90V91H220ZM227 90V89H226ZM231 90V89H230ZM246 90V89H245ZM263 90H264V88H263ZM27 91V90H26ZM25 91V92H26ZM43 92L45 91V90H42ZM58 91V90H57ZM73 91V90H72ZM74 91H75V89H74ZM83 91V90H82ZM95 91V90H94ZM119 91H120V89H119ZM139 91V90H138ZM146 91V90H145ZM164 91V90H163ZM166 91V90H165ZM168 91H170V90H168ZM167 91V92H168ZM192 91V90H191ZM207 91V90H206ZM210 91V90H209ZM255 91H262V89H261V87H260V89L258 90H254V92ZM17 92H18V89H17ZM21 92V91H20ZM33 92V91H32ZM31 92V93H32ZM35 92V91H34ZM38 92V91H37ZM60 92V91H59ZM58 92V93H59ZM63 92H64V89H63ZM84 92V91H83ZM92 92V91H91ZM90 92V93H91ZM99 92V91H98ZM102 92V91H101ZM101 92H99V93H101ZM104 92V91H103ZM117 92V91H116ZM121 92V91H120ZM141 92V91H140ZM144 92V91H143ZM150 92H152V91H150ZM156 92V91H155ZM154 92V93H155ZM205 92V91H204ZM214 92H216V90L214 91ZM213 92V93H214ZM227 93H228V90L226 91ZM225 92V93H226ZM233 92V91H232ZM235 93H237V95L239 94L238 93V91H234ZM250 92H252L251 90H250ZM14 93H16V92H14ZM24 93V92H23ZM49 93V92H48ZM51 93H53V91L51 92ZM65 93H68V92H65ZM69 93H70V91H69ZM118 93V92H117ZM132 93V92H131ZM146 93V92H145ZM144 93V94H145ZM164 93V92H163ZM198 93V92H197ZM196 93V95L198 96V94ZM202 93V92H201ZM206 94L208 93V92H205ZM210 93V92H209ZM224 93V94H225ZM229 93H231L230 91H229ZM243 93H244V91H243ZM243 93H240V94H242L243 95ZM27 94V93H26ZM26 94H24V95H26ZM37 94V93H36ZM43 94V93H42ZM61 94V93H60ZM72 94H74V93H72ZM87 94V93H86ZM85 94V95H86ZM116 94V93H115ZM134 93H132L131 94V96L133 95ZM138 94V93H137ZM142 94V93H141ZM149 94H151V93H149ZM161 94V93H160ZM159 94V95H160ZM169 94V93H168ZM177 94V93H176ZM180 94V93H179ZM188 94V93H187ZM190 94V93H189ZM195 94V93H194ZM219 94H221V93H219ZM245 94V93H244ZM247 94V93H246ZM253 94H255V93H253ZM259 93H257V95H258ZM264 94V93H263ZM16 95V94H15ZM46 95H48V94H46ZM83 94H80V96H79V98L82 96ZM88 95H90V94H88ZM87 95V96H88ZM96 95V94H95ZM105 95V94H104ZM154 95V94H153ZM165 95H166V93H165ZM164 95V96H165ZM173 95H174V93H173ZM172 95V96H173ZM181 95H183V93L181 94ZM193 94H191V97H193L192 96ZM201 95V94H200ZM212 95V94H211ZM228 95V96H227ZM226 96L229 98L230 96V94H227ZM233 95V94H232ZM74 96V95H73ZM121 96V95H120ZM125 96V95H124ZM138 96H140V94L138 95ZM145 96V95H144ZM177 96V95H176ZM179 96V95H178ZM177 96V97H178ZM185 96V95H184ZM187 96V95H186ZM206 96V95H205ZM221 96V95H220ZM224 96V95H223ZM241 96V95H240ZM250 96V98H252L253 97V95H249ZM249 96H247V97H249ZM254 96H256V94L254 95ZM260 96V95H259ZM262 96V95H261ZM53 97V96H52ZM54 97H56L55 95H54ZM67 97H70V96H68L67 95ZM66 97V98H67ZM72 97V96H71ZM83 97V96H82ZM97 97V96H96ZM116 97H117V95H116ZM119 97V96H118ZM122 98H123V96H121ZM121 97L119 98V101L121 100ZM135 97H137L136 95H135ZM155 97V96H154ZM158 97V96H157ZM160 97V96H159ZM166 97V96H165ZM175 97V96H174ZM188 97V96H187ZM187 97H185V98H187ZM208 97V96H207ZM227 97H225L224 99L226 100L227 99ZM234 97H235V94H234ZM234 97H233V100L235 101V99H234ZM237 97V96H236ZM235 97V98H236ZM24 98V97H23ZM57 98H59V97H57ZM64 98V97H63ZM62 97H61V99H63ZM84 98V97H83ZM88 98V97H87ZM109 98V97H108ZM132 98V97H131ZM146 98V97H145ZM152 97H151V95H150V97L149 98H146V99H150V100H152L151 99ZM161 98V97H160ZM164 98V97H163ZM167 98V97H166ZM166 98H164L165 100L164 101H166ZM176 98V97H175ZM175 98H174V100H175ZM179 98H181L182 99V97L181 96H179ZM179 98H178V100H179ZM189 98V97H188ZM242 98V97H241ZM241 98H239L238 97V99L240 100ZM249 98V99H250ZM255 98V97H254ZM253 98V99H254ZM258 98V97H257ZM263 98H264V96H263ZM262 98V99H263ZM33 99V98H32ZM52 99V98H51ZM85 99V98H84ZM90 99H92V98H90ZM93 99H95V98H93ZM116 99V98H115ZM118 99V98H117ZM138 99V98H137ZM140 99V98H139ZM144 99V98H143ZM162 99V98H161ZM177 99V98H176ZM180 99V100H181ZM190 99V98H189ZM188 99V105H192V104H190L191 102H189L190 100ZM193 99V98H192ZM198 99H199V97H198ZM211 99V98H210ZM217 99H218V97H217ZM223 101H224V99L223 98H221ZM243 99H244V97H243ZM241 100V101H245V100ZM259 99H260V97H259ZM42 100V99H41ZM49 100V99H48ZM56 100V99H55ZM71 100V99H70ZM69 100V101H70ZM86 100V99H85ZM97 100V99H96ZM96 100H95V102H96ZM103 100V99H102ZM101 100V101H102ZM123 100H124V98H123ZM123 100H121V101H123ZM150 100H148V101H150ZM168 100V99H167ZM174 100H171V101H174ZM180 100H179V102H180ZM194 100V99H193ZM197 100V99H196ZM196 100H194V101H196ZM201 100V99H200ZM214 100V99H213ZM218 100H220V99H218ZM217 100V101H218ZM231 102H232V100H231V97H230V99H229ZM237 100V99H236ZM252 100V99H251ZM37 101H38V99H37ZM62 101H64V100H62ZM66 101V100H65ZM67 101H68V99H67ZM84 101V100H83ZM109 101V100H108ZM112 101H113V99H112ZM121 101H120V103H121ZM126 101V100H125ZM133 101V100H132ZM136 101H139V100H136ZM156 99H155V103H156ZM163 101V102H164ZM177 101V100H176ZM185 101V100H184ZM203 101V100H202ZM209 100H205V102H208ZM216 101V102H217ZM221 101V100H220ZM223 101H222V103H223ZM227 101V100H226ZM226 101H224V102H226ZM238 101V100H237ZM240 101V102H241ZM247 101H248V99H247ZM254 101V100H253ZM259 101H261V100H258L257 102H259ZM264 101V100H263ZM262 101V102H263ZM59 102V101H58ZM61 102V101H60ZM99 102V101H98ZM115 102H118V101H115ZM115 102H113V103H115ZM130 102V101H129ZM128 102V103H129ZM142 102H143V100H142ZM159 102V101H158ZM169 103H170V100L168 101ZM175 102V101H174ZM182 102V101H181ZM180 102V103H181ZM204 102V101H203ZM211 102V101H210ZM213 102V101H212ZM228 102V101H227ZM24 103V102H23ZM43 103V102H42ZM56 103H57V100H56ZM64 103V102H63ZM69 103V102H68ZM77 103V102H76ZM79 104H80V102H78ZM93 103H94V101H93ZM100 103V102H99ZM102 103V102H101ZM123 103V102H122ZM121 103V104H122ZM126 103V102H125ZM131 104H132V102H130ZM138 103V102H137ZM149 103V102H148ZM154 103V102H153ZM167 103V102H166ZM173 103V102H172ZM221 103V102H220ZM234 103H236L237 104V102H234ZM239 103V102H238ZM245 103H247V102H245ZM251 103H252V101H251ZM250 103V104H251ZM261 103V102H260ZM39 104V103H38ZM45 104V103H44ZM47 104H48V102H47ZM58 104V103H57ZM65 104H66V102H65ZM64 104V105H65ZM72 104V103H71ZM92 104V103H91ZM95 104V103H94ZM120 104V105H121ZM134 104V103H133ZM142 104V103H141ZM157 104V103H156ZM156 104H153L154 106L156 105ZM159 104V103H158ZM161 104V103H160ZM168 104V103H167ZM166 104V105H167ZM187 104V103H186ZM217 105H218V103H216ZM224 104V103H223ZM233 104V103H232ZM231 104V105H232ZM248 104V103H247ZM250 104H249V106H250ZM262 104V103H261ZM42 105V104H41ZM85 105V104H84ZM89 105V104H88ZM93 105V104H92ZM97 105H99V104H97ZM101 105V104H100ZM114 105V104H113ZM116 105V104H115ZM114 105V106H115ZM119 105V106H120ZM123 105V104H122ZM129 105V104H128ZM152 105V104H151ZM170 105V104H169ZM177 105H179L178 104V101H177ZM199 105V104H198ZM222 105V104H221ZM226 105V104H225ZM225 105H224V107H225ZM228 105L231 107V105L230 104H228L227 103V107H228ZM244 105V107H245V104H243ZM256 104H254V106H255ZM43 106V105H42ZM46 106V105H45ZM50 106V105H49ZM54 106H55V104H54ZM66 106H68V104L66 105ZM72 106V105H71ZM87 106V105H86ZM85 106V107H86ZM89 106H91V105H89ZM88 106V107H89ZM95 106V105H94ZM106 106V105H105ZM104 106V107H105ZM119 106H117L118 107V109L120 108ZM133 106V105H132ZM135 106V105H134ZM153 106V108L152 109H154L155 107ZM164 106H165V104H164ZM168 106V105H167ZM173 106V105H172ZM172 106L170 107V109L172 108ZM183 106V105H182ZM182 106H181V108H182ZM202 106H203V104H202ZM208 106V105H207ZM206 106V107H207ZM213 106V105H212ZM233 106H235V105H233ZM241 106H242V103H241ZM263 106V105H262ZM261 106V107H262ZM47 107V106H46ZM52 106H50L49 108H51ZM61 107V109H63L62 108V105L60 106ZM79 107H80V105H79ZM82 107H83V104H82ZM84 107V108H85ZM103 107V106H102ZM109 107V106H108ZM126 107H129V106H127L126 105ZM141 107V106H140ZM156 107H157V105H156ZM184 108L186 107L187 108V106L185 105V106H183ZM192 107V106H191ZM194 107V106H193ZM218 107H220V106H218ZM236 107V106H235ZM244 107H242L243 108V110H244ZM259 108L258 110H261L262 108ZM53 108V107H52ZM77 108V107H76ZM93 108V107H92ZM91 108V109H92ZM95 108V107H94ZM98 108H100V107H98ZM98 108H96V109H98ZM122 108V107H121ZM135 108V107H134ZM160 108V107H159ZM169 108V107H168ZM167 108V109H168ZM178 108V107H177ZM186 108H185V110H186ZM195 108V107H194ZM202 108V107H201ZM232 108V107H231ZM245 108H247V110L246 111H248V105H247V107H245ZM250 108V107H249ZM252 108H254V107H252ZM256 108H257V106H256ZM48 109V108H47ZM60 109V108H59ZM58 109V110H59ZM90 109V108H89ZM106 109V108H105ZM108 109V108H107ZM114 109H115V107H114ZM117 109V110H118ZM124 109H125V107H124ZM129 109H131V107H129L127 110H129ZM137 109H138V106H137ZM162 109V108H161ZM176 108H174V110H175ZM179 110H182V109H180V105H179V108H178ZM191 109H193V108H191ZM207 109V108H206ZM209 109V108H208ZM207 109V110H208ZM223 109V108H222ZM227 109H230L229 107L227 108ZM226 109V110H227ZM233 109V108H232ZM236 109H238L237 107H236ZM235 109V110H236ZM240 109H241V107H240ZM255 109V108H254ZM254 109L252 110V111H254ZM69 110V109H68ZM71 110H72V107H71ZM78 110V109H77ZM81 111H82V109H80ZM87 110V109H86ZM95 110V109H94ZM157 110V109H156ZM163 110V109H162ZM212 110H214V109H212ZM212 110H210V111H212ZM216 111H217V108L215 109ZM225 110V111H226ZM234 110V109H233ZM239 110V109H238ZM96 111V110H95ZM145 111V110H144ZM148 111V110H147ZM164 111V110H163ZM176 111V110H175ZM182 111H184V110H182ZM181 111V112H182ZM192 111V110H191ZM196 111H197V109H196ZM200 111H201V109H200ZM202 111H204V110H202ZM222 111H224V110H220V112H222ZM224 111V112H225ZM230 111V110H229ZM227 112L228 114L230 113V112ZM237 111V110H236ZM235 111V112H236ZM241 111V110H240ZM246 111H245V113H246ZM251 111V110H250ZM249 111V112H250ZM251 111V112H252ZM58 112H60V111H58ZM62 112V111H61ZM64 112V111H63ZM62 112V113H63ZM74 112H75V110H74ZM87 112H89V110L87 111ZM97 112V111H96ZM108 112H110V110L108 111ZM107 112V113H108ZM131 112V111H130ZM142 113H143V111H141ZM146 112V111H145ZM144 112V113H145ZM162 112V111H161ZM169 112H170V110H169ZM186 112V111H185ZM195 112V111H194ZM193 112V113H194ZM198 112V111H197ZM220 112H219V114H220ZM238 112V111H237ZM250 112V113H251ZM257 112V111H256ZM259 112V111H258ZM257 112V113H258ZM262 112H263V110H262ZM65 113L66 114H68L67 113V111L65 110ZM76 113V112H75ZM78 113V112H77ZM91 113H92V111H91ZM114 113V112H113ZM126 113V112H125ZM129 113V112H128ZM135 113V112H134ZM133 113V114H134ZM138 113H139V111H138ZM137 113V111H136V114H138ZM159 113V112H158ZM173 113V112H172ZM180 113V112H179ZM187 113L188 112H186L185 114L187 115ZM192 113V114H193ZM196 113V112H195ZM195 113H194V115H195ZM213 113L215 114V111H213ZM217 113V112H216ZM227 113H224V114H227ZM248 113V112H247ZM250 113H248V114H250ZM253 113V112H252ZM261 113V112H260ZM31 114V113H30ZM151 114V113H150ZM154 114V113H153ZM174 114V113H173ZM175 114H177V113H175ZM200 114V113H199ZM202 114V113H201ZM218 114V113H217ZM222 114V113H221ZM233 114V113H232ZM239 114H241L240 112H239ZM254 114V117H255V113H253ZM252 114V115H253ZM262 114V113H261ZM260 114V116H262ZM27 115V114H26ZM25 115V116H26ZM29 115V114H28ZM27 115V116H28ZM68 115H70V114H68ZM73 115H75V114H73ZM78 115H79V113H78ZM78 115H76V116H78ZM87 115V114H86ZM104 115V114H103ZM107 115H109V114H107ZM106 114H105V116H107ZM116 115H118V114H116ZM129 115H131V113H129ZM172 115V114H171ZM181 115V114H180ZM183 115H184V113H183ZM182 115V117H185L186 115H184L183 116ZM193 115V116H194ZM231 115V114H230ZM237 115V114H236ZM241 115H243V116H245L244 114H241ZM251 115V116H252ZM257 115V114H256ZM264 115V114H263ZM112 116H114V115H112ZM144 116V115H143ZM164 116V115H163ZM169 116V115H168ZM174 116V115H173ZM176 116V115H175ZM174 116V117H175ZM191 116V115H190ZM196 116V115H195ZM202 116V115H201ZM216 116V115H215ZM227 116V115H226ZM226 116H224V117H226ZM232 116H234V115H232ZM36 117V116H35ZM69 117V116H68ZM80 117H82V116H79V118ZM92 117V116H91ZM117 117V116H116ZM123 117H125V116H123ZM133 117H134V115H133ZM137 117V116H136ZM141 117V116H140ZM145 117V116H144ZM148 117V116H147ZM161 117H162V115H161ZM166 117V116H165ZM171 117V116H170ZM178 117V116H177ZM182 117L180 116V118L179 119H182ZM187 117V116H186ZM198 117H200V116H198ZM198 117H197V119H198ZM212 117V116H211ZM220 117V116H219ZM224 117H222V119L224 118ZM230 117V116H229ZM28 118V117H27ZM30 118H33L32 116L30 117ZM78 118V119H79ZM87 118V117H86ZM135 118V117H134ZM133 118V119H134ZM146 118V117H145ZM145 118H143V120L145 119ZM149 118H151V117H149ZM158 118V117H157ZM160 118V117H159ZM158 118V119H159ZM167 118V117H166ZM165 118V119H166ZM169 118V117H168ZM202 118H204V117H202ZM201 118V119H202ZM212 118H214V117H212ZM228 118V117H227ZM231 118V117H230ZM236 118V117H235ZM241 118V117H240ZM14 119V118H13ZM74 119H77V118H75L74 117ZM74 119H71V120H74ZM105 119V118H104ZM112 119V118H111ZM132 119V120H133ZM136 119V118H135ZM152 119V118H151ZM163 119V118H162ZM161 119V120H162ZM171 119V118H170ZM173 119V118H172ZM177 119V118H176ZM191 119H193V118H191ZM190 119V120H191ZM208 119H210V117L208 118ZM216 118H214V120H213V125H214V121H218V119L217 120H215ZM226 119V118H225ZM232 119V118H231ZM234 119V118H233ZM239 119V118H238ZM67 120V119H66ZM88 120V119H87ZM108 120H109V118H108ZM131 120V121H132ZM137 120H138V117H137ZM148 120H150V119H148ZM153 120H156V119H153ZM152 120V123H153V125H154V123L156 122H154ZM174 120V119H173ZM189 120V121H190ZM199 120V119H198ZM197 120V121H198ZM211 120V119H210ZM249 120V119H248ZM75 121H78V120H75ZM74 121V122H75ZM86 121V120H85ZM115 121V120H114ZM125 121H127V120H125ZM159 121V120H158ZM157 121V122H158ZM185 121V120H184ZM187 121V120H186ZM202 121V120H201ZM201 121H200V123H201ZM205 121V120H204ZM206 121H207V117H206ZM225 121V120H224ZM228 121H230L229 119H228ZM239 121V120H238ZM253 121V120H252ZM13 122V121H12ZM15 122V121H14ZM13 122V123H14ZM33 122H35L34 120L32 121V123ZM38 122V121H37ZM62 122V121H61ZM79 122V121H78ZM93 121H91V123H92ZM102 122V121H101ZM107 123H109L108 121H106ZM119 122V121H118ZM117 122V123H118ZM164 123L166 122V121H163ZM170 122L172 123V121L170 120ZM193 122V121H192ZM191 122V123H192ZM199 122V121H198ZM197 122V123H198ZM212 122V121H211ZM219 122H220V119H219ZM222 122H223V120H222ZM234 122V121H233ZM254 122H256V121H253V125L255 124ZM261 122V121H260ZM31 123V122H30ZM31 123V124H32ZM36 123V122H35ZM77 123V122H76ZM80 123V122H79ZM122 123V122H121ZM121 123H120V127L122 126L121 125ZM127 123V122H126ZM126 123H122L123 124V126H125L126 125ZM131 123V122H130ZM136 123V122H135ZM134 123V124H135ZM143 123V122H142ZM161 123V122H160ZM160 123H158V124H160ZM164 123H163V125H164ZM169 123V122H168ZM170 123V124H171ZM174 123H176L175 121H174ZM174 123H172V124H174ZM186 123V122H185ZM188 123V122H187ZM216 123V122H215ZM226 123L227 122H225L224 124L226 125ZM229 123V122H228ZM238 123V122H237ZM244 123V122H243ZM242 123V124H243ZM245 123H246V121H245ZM245 123H244V125H245ZM251 123V122H250ZM261 123H264V122H261ZM30 124V126H32ZM37 124V123H36ZM74 124V123H73ZM125 124V125H124ZM128 124V123H127ZM156 124V123H155ZM180 125H179V128L182 126V124L181 123H179ZM188 124H190V122L188 123ZM199 124V123H198ZM203 124H204V122H203ZM230 124H231V121H230ZM229 124V125H230ZM233 124V123H232ZM231 124V125H232ZM236 124V123H235ZM241 124V123H240ZM242 124H241V126H242ZM247 124V123H246ZM252 124H250L251 125V128H252ZM257 124V123H256ZM75 125V124H74ZM76 125H78V124H76ZM88 125V124H87ZM91 125V124H90ZM109 124H107V126H108ZM111 125H113L112 123H111ZM110 125V126H111ZM119 125V124H118ZM117 125V126H118ZM144 125V124H143ZM153 125H152V129H153ZM166 125V124H165ZM169 125V124H168ZM185 125V124H184ZM23 126V125H22ZM38 126V125H37ZM59 127V129H60V125H58ZM64 126H66V125H63V127ZM106 126V127H107ZM122 126V127H123ZM127 126V125H126ZM137 126V125H136ZM142 126V125H141ZM140 126V127H141ZM150 126V125H149ZM155 126V125H154ZM160 125H158V127H159ZM174 126V125H173ZM177 126H178V124H177ZM198 126V125H197ZM201 126L203 127L204 125H202L201 124ZM206 127L207 126H210L209 125V123H208V125H205ZM204 126V127H205ZM211 126H212V123H211ZM217 126H218V122H217ZM219 126H220V124H219ZM228 126V125H227ZM259 126V125H258ZM257 125L255 126V127H258ZM264 126V125H263ZM262 126V127H263ZM34 127H35V125H34ZM77 127V126H76ZM132 127V126H131ZM142 127H144V126H142ZM147 126H146V124H145V128H146ZM156 127V126H155ZM154 127V128H155ZM157 127V128H158ZM161 127H164V126H161ZM160 127V128H161ZM171 127V126H170ZM168 128V129H171V128ZM231 127V126H230ZM246 127V126H245ZM249 127V126H248ZM28 128V127H27ZM57 128V129H58ZM134 128H136L135 126H134ZM178 128V127H177ZM176 128V129H177ZM191 128V127H190ZM199 128H200V126H199ZM212 128H213V126H212ZM214 128H215V125H214ZM214 128H213V130H214ZM220 128H222L223 129V126L222 127H220ZM219 128V129H220ZM226 128V127H225ZM229 128V127H228ZM234 128V127H233ZM237 128V127H236ZM241 128V127H240ZM247 128V127H246ZM39 129V128H38ZM62 129V128H61ZM64 129V128H63ZM62 129V130H63ZM82 129H84V128H82ZM124 129V128H123ZM137 129V128H136ZM144 129V128H143ZM142 129V130H143ZM151 129V128H150ZM156 129V128H155ZM165 129V128H164ZM175 129V130H176ZM198 129V128H197ZM209 129V128H208ZM219 129H218V127H217V130H218V132H219ZM237 129H239V128H237ZM243 129V128H242ZM241 129V130H242ZM248 129V128H247ZM263 129V128H262ZM65 130V129H64ZM71 130V129H70ZM69 130V131H70ZM74 130V129H73ZM72 130V131H73ZM77 130V129H76ZM76 130L75 131H73V132H76ZM79 130V129H78ZM80 130H81V128H80ZM120 130V129H119ZM118 130V131H119ZM125 130H126V128H125ZM128 130V129H127ZM132 130V129H131ZM131 130H129V131H131ZM137 130H140V128L139 129H137ZM141 130V131H142ZM161 130H163L162 128H161ZM166 131H167V127H166V129H165ZM179 130V129H178ZM202 130H204V128H202ZM217 130H215V132L217 131ZM221 130V129H220ZM226 130H228V129H225L224 131H226ZM231 130V129H230ZM234 130H236V129H234ZM252 130V129H251ZM255 129H253L252 130V132L254 131ZM264 130V129H263ZM61 131V130H60ZM68 131V130H67ZM104 131H106L107 132V130H104ZM103 131V132H104ZM112 132H113V130H111ZM109 132V133H112V132ZM156 131V130H155ZM165 131V132H166ZM185 131V130H184ZM205 131V130H204ZM236 131H240V130H236ZM246 131H249V129L248 130H245L244 132H246ZM259 131V130H258ZM257 131V132H258ZM62 132V131H61ZM73 132H71V133H73ZM81 132H82V130H81ZM83 132H84V130H83ZM89 132V131H88ZM117 132V131H116ZM143 132H146V130L145 131H142L141 133H143ZM150 132V131H149ZM195 132V131H194ZM207 132V131H206ZM213 132V131H212ZM214 132V133H215ZM228 132H230V131H228ZM254 132H256V131H254ZM260 133L262 132V130L261 131H259ZM38 133H39V131H38ZM63 133V132H62ZM66 133H70V132H66ZM78 133V132H77ZM76 133V134H77ZM87 133V132H86ZM98 133V132H97ZM115 133V131L113 132V134ZM129 133V132H128ZM128 133H127V135H128ZM137 133V132H136ZM140 133V134H141ZM167 133H169V132H167ZM184 133V132H183ZM200 133H201V131H200ZM208 133H209V131H208ZM219 133H222V131L221 132H219ZM218 133V134H219ZM223 133H225V132H223ZM222 133V134H223ZM238 133V132H237ZM236 133V134H237ZM260 133H259V135H260ZM79 134H80V132H79ZM88 134V133H87ZM87 134H85V135H87ZM116 134H118V132L116 133ZM133 134H134V131H133ZM138 134H139V131H138ZM146 134H148V132L146 133ZM152 134H153V132H152ZM179 134V133H178ZM181 134H182V132H181ZM184 134H186V132L184 133ZM187 134H188V132H187ZM186 134V135H187ZM199 134V133H198ZM203 134V136H204V133H202ZM201 134V135H202ZM217 134V135H218ZM221 134V135H222ZM231 134V133H230ZM240 134H242V132H240ZM257 134V133H256ZM115 135V134H114ZM126 135V136H127ZM132 135V134H131ZM137 135V134H136ZM157 135V134H156ZM167 135V134H166ZM194 135V134H193ZM208 135V134H207ZM217 135L215 136V137H217ZM226 135V134H225ZM239 135V134H238ZM246 135H248V133H246ZM250 135V134H249ZM62 136V135H61ZM78 136V135H77ZM81 136V135H80ZM101 136V135H100ZM115 136H117V135H115ZM142 136V135H141ZM146 136V135H145ZM148 136V135H147ZM152 136H154V135H152ZM161 136V135H160ZM168 136V135H167ZM170 136V135H169ZM173 136V135H172ZM179 136V135H178ZM182 136V135H181ZM189 136L191 137V135L189 134ZM229 136V135H228ZM230 136H232V135H230ZM234 136V135H233ZM258 136V135H257ZM262 136V135H261ZM12 137V136H11ZM64 137V136H63ZM66 137V136H65ZM64 137V138H65ZM75 137V136H74ZM74 137H72V140L74 139ZM79 137V136H78ZM108 137V136H107ZM113 137V136H112ZM122 136L120 135V138H121ZM124 137H125V135H124ZM128 137H129V135H128ZM143 137V136H142ZM141 137V138H142ZM163 137H166V136H163V134H162V138ZM187 137V136H186ZM209 136H207L206 138H208ZM219 137V136H218ZM223 137H225V136H223ZM245 137V136H244ZM243 137V138H244ZM96 138V137H95ZM104 138V137H103ZM114 138V137H113ZM113 138H111V139H113ZM117 138V137H116ZM119 138V137H118ZM127 138V137H126ZM126 138H124L123 140H125ZM152 138H154V137H152ZM159 138V137H158ZM162 138H160V139H162ZM167 138V137H166ZM173 138V137H172ZM174 138H175V136H174ZM173 138V139H174ZM192 138V137H191ZM200 138V137H199ZM210 138V137H209ZM230 138V137H229ZM246 138H248L247 136H246ZM261 138H263V137H261ZM36 139V138H35ZM65 139H67V138H65ZM98 139V138H97ZM96 139V140H97ZM122 139V138H121ZM137 139H138V137H137ZM169 139H171V138H169ZM183 139H184V137H183ZM186 139H188V138H186ZM190 139V138H189ZM196 139V138H195ZM205 139V138H204ZM219 139V138H218ZM217 139V140H218ZM223 139H225V138H223ZM222 139V140H223ZM226 141H228V138L226 137ZM41 140H42V138H41ZM100 140V137H99V139H98V141ZM104 140V139H103ZM127 140H128V138H127ZM146 140H148V139H146ZM151 140V142H154L153 141V139H149V141ZM158 140V139H157ZM164 140V139H163ZM192 141L194 140V139H191ZM200 140H202V139H200ZM207 140V139H206ZM210 140V139H209ZM209 140H207V141H209ZM214 140V139H213ZM221 140V139H220ZM233 140H234V137H233ZM244 140V139H243ZM248 140V139H247ZM250 140V139H249ZM256 140V139H255ZM113 141V140H112ZM119 141V140H118ZM129 141V140H128ZM136 141V140H135ZM138 141V140H137ZM136 141V142H137ZM141 141V140H140ZM145 141V140H144ZM160 142H161V140H159ZM168 141V140H167ZM171 141V140H170ZM190 141V140H189ZM191 141V142H192ZM195 141V140H194ZM199 141V140H198ZM232 141V140H231ZM252 141V140H251ZM75 142V141H74ZM82 142V141H81ZM101 142V143H100ZM99 143L100 144H102V142H104V141H100ZM164 142L165 141H163V145L165 146V144H164ZM185 142V141H184ZM183 142V143H184ZM188 142V141H187ZM187 142H185V143H187ZM196 142V141H195ZM200 142H203V140L202 141H200ZM225 142V141H224ZM242 142V141H241ZM254 142V141H253ZM59 143V142H58ZM69 143V142H68ZM72 143H73V141H72ZM107 143V142H106ZM114 143V142H113ZM129 143H130V141H129ZM165 143H167V142H165ZM174 141H173V144L170 146V147H172L173 145H174ZM178 143V142H177ZM189 143V142H188ZM205 143V142H204ZM247 143H248V141H247ZM251 143V142H250ZM258 143V142H257ZM115 144V143H114ZM113 144V145H114ZM125 144V143H124ZM127 144H128V142H127ZM127 144H125V145H127ZM154 144V143H153ZM160 144V143H159ZM168 144H170L169 142H168ZM191 144V143H190ZM193 144H194V142H193ZM202 144V143H201ZM200 144V145H201ZM220 144H221V142H220ZM241 144V143H240ZM68 145V144H67ZM105 145V144H104ZM117 145V144H116ZM120 145H123V144H120ZM119 145V146H120ZM130 145L131 144H128L127 145V147L129 148L130 147ZM155 145H157V142L154 144V146ZM162 145V144H161ZM162 145V146H163ZM167 145V144H166ZM184 145V144H183ZM189 145V144H188ZM196 145H198L199 146V144H196L195 143V147H196ZM205 145V144H204ZM209 145V144H208ZM245 145V144H244ZM258 145H259V143H258ZM261 145V144H260ZM69 146V145H68ZM68 146H66V147H68ZM80 146H82V144L80 145ZM87 146V145H86ZM111 146H112V144H111ZM137 146V145H136ZM138 146H140V144L138 145ZM137 146V147H138ZM178 146H179V144H178ZM197 146V147H198ZM203 146V145H202ZM218 146H220V145H218ZM229 146V145H228ZM227 146V147H228ZM250 146H251V144H250ZM256 146V145H255ZM262 146H264V145H262ZM72 147H76V146H72ZM79 147V146H78ZM83 147V146H82ZM101 147H102V145H101ZM115 148H116V146H114ZM126 147V148H127ZM142 147V146H141ZM144 147V146H143ZM143 147H142V150H143ZM146 147H148V144L146 145ZM167 147H168V145H167ZM169 147V149H171ZM174 147H175V145H174ZM205 147H207L208 148V146H205ZM212 147V146H211ZM216 147V146H215ZM224 147V146H223ZM236 147V146H235ZM241 147V145L239 146V148ZM261 147V146H260ZM77 148V147H76ZM80 148V147H79ZM97 148V147H96ZM95 148V149H96ZM109 148V147H108ZM108 148H107V150H108ZM114 148V149H115ZM125 148V149H126ZM131 148H133V146H131ZM135 148V147H134ZM145 148V147H144ZM158 148H160L159 146H158ZM157 148V149H158ZM161 148H163V147H161ZM175 148H177V147H175ZM178 148H180V147H178ZM183 148V147H182ZM185 148V147H184ZM248 148H250L249 146H247L246 147V151H247V153H249L248 152ZM262 148V147H261ZM65 149V148H64ZM68 149V148H67ZM82 149V148H81ZM80 149V150H81ZM89 149H91V148H89ZM111 149V148H110ZM117 149H120V148H117ZM146 149V148H145ZM148 149V148H147ZM165 149V148H164ZM251 149H252V147H251ZM263 149H264V147H263ZM74 150H76L75 148H74ZM84 150H87V149H84ZM83 150V151H84ZM99 150V149H98ZM112 150V149H111ZM123 150V149H122ZM126 150H128V149H126ZM126 150H125V153H126ZM135 150V149H134ZM142 150H140V151H142ZM168 150V149H167ZM166 150V151H167ZM171 150H173V149H171ZM181 150V149H180ZM185 150H187V149H185ZM194 150H196V148L194 149ZM193 150V151H194ZM200 150H202V149H200ZM205 150V149H204ZM208 150H210V149H208ZM207 150V151H208ZM222 150V149H221ZM237 150V149H236ZM236 150H235V152H236ZM244 150V151H245ZM261 150V149H260ZM2 151H4V150H2ZM62 151V150H61ZM67 151V150H66ZM69 151V150H68ZM77 151V150H76ZM103 152V150H101L100 149V151H98V152ZM110 151V150H109ZM136 151V150H135ZM134 151V152H135ZM138 151V150H137ZM146 151V150H145ZM177 151V150H176ZM199 151V150H198ZM206 151V153H208ZM210 151H212V150H210ZM229 151V150H228ZM233 151V150H232ZM243 151V150H242ZM253 151V150H252ZM252 151H250V152H252ZM1 152V151H0ZM13 152V151H12ZM59 152V151H58ZM86 152V151H85ZM87 152H89V151H87ZM95 152H97V151H95ZM107 152V151H106ZM111 152V151H110ZM110 152H109V154H110ZM114 152V151H113ZM118 152V151H117ZM120 152V151H119ZM130 152V151H129ZM147 152V151H146ZM153 153H155L154 151H152ZM175 152V151H174ZM181 152V151H180ZM200 152V151H199ZM218 152V151H217ZM216 152V153H217ZM234 152V153H235ZM259 152V151H258ZM261 152H262V150H261ZM264 152V151H263ZM29 153V152H28ZM67 153V152H66ZM69 153H71V151L69 152ZM77 153V152H76ZM83 153V154H82ZM81 154V156H83L84 155V152H82ZM90 153V152H89ZM93 153V152H92ZM112 153V152H111ZM116 153V152H115ZM120 153H122V151L120 152ZM124 153V152H123ZM124 153V154H125ZM140 152H138V154H139ZM142 153V152H141ZM150 153V152H149ZM152 153V154H153ZM164 153V152H163ZM168 153H170V152H167V154ZM194 152H192V154H193ZM205 153V152H204ZM215 153V152H214ZM219 153V155H220V151L218 152ZM238 153V152H237ZM9 154V153H8ZM98 154V153H97ZM103 154V153H102ZM102 154H101V156H100V158L102 157ZM104 154H106V153H104ZM113 154V153H112ZM127 154V153H126ZM126 154H125V160L128 158V156H126ZM134 154V153H133ZM136 154V153H135ZM144 154H145V152H144ZM161 154V153H160ZM159 154V155H160ZM175 154V153H174ZM177 154V153H176ZM195 154V153H194ZM223 154V153H222ZM230 154H231V151H230ZM256 154V153H255ZM259 154H260V152H259ZM258 154V155H259ZM3 155V154H2ZM1 155V153H0V156H2ZM61 155V154H60ZM66 155H68V154H66ZM74 155V154H73ZM80 155V154H79ZM78 155V156H79ZM90 155V154H89ZM88 155V156H89ZM94 155V154H93ZM107 155H108V152H107ZM119 155H121V154H119ZM118 154H117V156L116 157H118L119 156ZM177 155H179V154H177ZM177 155H176V157H177ZM181 155V154H180ZM191 155V154H190ZM198 155V154H197ZM197 155H196V157H197ZM214 155V154H213ZM225 155H226V152H225ZM229 155V154H228ZM227 155V156H228ZM232 155V154H231ZM234 155V154H233ZM233 155H232V157H233ZM235 155H237V154H235ZM234 155V157L236 158V156ZM69 156V155H68ZM77 156V155H76ZM85 156V155H84ZM97 156V155H96ZM105 156V155H104ZM110 156V155H109ZM109 156H108V158H109ZM115 156V155H114ZM123 156V155H122ZM141 156V155H140ZM152 156V155H151ZM154 156H155V154H154ZM168 156H170V155H167V159L169 158ZM172 156V155H171ZM175 156V155H174ZM174 156H172V157H174ZM189 156V155H188ZM187 156V157H188ZM200 156H201V152H200ZM205 157H206V155H204ZM204 156H202V157H204ZM209 156V158H212V157H214V156H211L210 157V155H208ZM217 156V155H216ZM215 156V157H216ZM238 156V155H237ZM245 157H246V155H244ZM260 156V155H259ZM258 156V157H259ZM127 157V158H126ZM136 157V156H135ZM162 157V156H161ZM164 157V156H163ZM180 157V156H179ZM182 158H183V156H181ZM204 157V158H205ZM229 157H231V156H228V158ZM231 157V158H232ZM233 157V158H234ZM241 156H239V158H240ZM262 157V156H261ZM73 158V157H72ZM80 158V157H79ZM82 158V157H81ZM96 158H98V157H96ZM99 158V159H100ZM106 159H107V157H105ZM118 158H120V157H118ZM122 158V157H121ZM139 158H141V157H139ZM150 158V157H149ZM149 158L147 157V159L149 160ZM153 158V157H152ZM166 158V157H165ZM191 158V157H190ZM189 158V159H190ZM200 158V157H199ZM207 158V157H206ZM206 158L204 159V160H206ZM218 158V157H217ZM225 158H227V157H225ZM231 158H230V160H231ZM234 158V159H235ZM260 158V157H259ZM264 158V157H263ZM1 159V158H0ZM84 159V158H83ZM88 159V158H87ZM93 159V158H92ZM102 159V158H101ZM137 159V158H136ZM142 159H144V158H142ZM141 159V160H142ZM156 159V158H155ZM194 159V158H193ZM216 159V158H215ZM237 159V158H236ZM247 159V158H246ZM251 159V158H250ZM78 160H81V159H78ZM77 160V162H80V161H78ZM102 160H104V157H103V159ZM101 160V161H102ZM109 160V159H108ZM121 160H123V159H121ZM128 160V159H127ZM135 160V159H134ZM147 160V161H148ZM163 160V159H162ZM175 160H177V159H175ZM174 160V161H175ZM182 160V159H181ZM201 160V163H202V160L203 159H200ZM218 160H219V158H218ZM254 160V159H253ZM261 160V159H260ZM263 160V159H262ZM86 161V160H85ZM118 161V160H117ZM136 161V160H135ZM144 161H146V159H144ZM143 161V162H144ZM190 161V160H189ZM192 161V160H191ZM214 161V160H213ZM217 161V160H216ZM219 161H221V160H219ZM218 161V162H219ZM236 161V160H235ZM237 161H239L238 159H237ZM241 161V160H240ZM17 162V161H16ZM73 162V161H72ZM92 162V161H91ZM106 162V161H105ZM119 162H120V160H119ZM123 163H124V161H122ZM137 162V161H136ZM142 161H140V163H141ZM150 162V161H149ZM152 162V161H151ZM154 162V164H155V161H153ZM179 162V161H178ZM186 162V161H185ZM184 162V163H185ZM215 162V161H214ZM226 162H228V161H226ZM258 162H259V159H258ZM81 163H82V161H81ZM83 163H84V161H83ZM86 163V162H85ZM101 163V162H100ZM145 163V162H144ZM188 163V162H187ZM200 163V164H201ZM209 164H211L210 162H208ZM225 163V162H224ZM235 163V162H234ZM262 163H264V162H262ZM89 164H90V162H89ZM108 164H109V162H108ZM127 164V163H126ZM146 164V163H145ZM156 164H157V162H156ZM155 164V165H156ZM164 164V163H163ZM175 164V163H174ZM199 164V163H198ZM209 164H207V162H206V165H208L209 166ZM213 164V163H212ZM249 164V163H248ZM83 165V164H82ZM88 165V164H87ZM96 165V164H95ZM94 165V166H95ZM97 165H99V163L97 164ZM122 165V164H121ZM125 165V164H124ZM135 165V164H134ZM141 165H142V163H141ZM140 165V166H141ZM150 165H151V163H150ZM153 165V164H152ZM158 166H159V164H157ZM161 165V164H160ZM179 165V164H178ZM216 165H219V163L218 164H216ZM225 165H226V163H225ZM251 165V164H250ZM84 166V165H83ZM88 166H91V164L90 165H88ZM87 166V167H88ZM130 166H132V165H130ZM129 166V167H130ZM162 166V165H161ZM182 166V165H181ZM188 166V165H187ZM196 166V165H195ZM200 166V165H199ZM203 166V165H202ZM207 166V167H208ZM210 166H212V165H210ZM213 166H214V164H213ZM221 166V165H220ZM224 166V165H223ZM222 166V167H223ZM248 166V165H247ZM253 166H255V165H253ZM259 166V165H258ZM263 166V165H262ZM96 167V166H95ZM95 167H93V169L95 168ZM104 167V166H103ZM147 167H148V165H147ZM156 167V166H155ZM154 167V168H155ZM167 167V166H166ZM185 167V166H184ZM198 167V166H197ZM206 167V166H205ZM225 167V166H224ZM227 167V166H226ZM243 167H244V165H243ZM256 167V166H255ZM106 168V167H105ZM131 168V167H130ZM141 169H142V167H140ZM139 168V169H140ZM151 168V167H150ZM160 168V167H159ZM165 168V167H164ZM210 168H212V167H210ZM218 168V167H217ZM227 168H229V166L227 167ZM231 168H233V167H231ZM240 168V167H239ZM257 168V167H256ZM256 168H254V169H256ZM263 168H264V166H263ZM60 169V168H59ZM101 169V168H100ZM133 169V172L135 171V173H136V170H134V169H136L135 167H133L132 168ZM143 169H144V167H143ZM142 169V170H143ZM168 169V168H167ZM180 169V168H179ZM184 169H186V168H184ZM192 169H193V167H192ZM207 169V168H206ZM220 169V168H219ZM225 169V168H224ZM234 169V168H233ZM247 169V168H246ZM252 169V168H251ZM250 169V167H249V169H248V171H250L251 170ZM253 169V170H254ZM65 170V169H64ZM88 170V169H87ZM114 170H116V169H114ZM148 170V169H147ZM151 170V169H150ZM155 170V169H154ZM157 170V169H156ZM156 170H155V172H156ZM162 170V169H161ZM182 170V169H181ZM194 170V169H193ZM200 170V169H199ZM203 170V169H202ZM216 170V169H215ZM235 170V169H234ZM258 170H260V167H259V169ZM61 171H63V170H61ZM91 171H93V170H91ZM139 171V170H138ZM137 171V172H138ZM145 171H146V169H145ZM153 171V170H152ZM179 171V170H178ZM178 171H176V172H178ZM184 171V170H183ZM192 171V170H191ZM195 171V170H194ZM209 171V170H208ZM208 171H206V172H208ZM213 172H212V174L214 173V170H212ZM220 171V170H219ZM226 172H227V170H225ZM232 171V170H231ZM64 172V171H63ZM98 172V171H97ZM113 172H116V171H113ZM132 172V171H131ZM142 172V171H141ZM149 172V171H148ZM148 172H146V175H150V173H148ZM162 172V171H161ZM161 172H160V170H159V173L161 174ZM193 172V171H192ZM196 172H198V170H196ZM196 172H194L195 174H194V178H195V176H196V178H197V175H196ZM215 172H217V171H215ZM241 172V171H240ZM253 172V171H252ZM92 173V172H91ZM96 173V172H95ZM103 173V172H102ZM129 173V172H128ZM163 173V172H162ZM170 173V172H169ZM172 173H174V172H172ZM171 173V174H172ZM188 173V172H187ZM203 173V172H202ZM211 173V172H210ZM260 173V172H259ZM98 174V173H97ZM137 174V173H136ZM152 174V173H151ZM158 174V173H157ZM160 174H159V177L158 178H160ZM167 174V173H166ZM176 174V173H175ZM182 174V173H181ZM180 174V175H181ZM215 174V173H214ZM218 174V173H217ZM224 175H225V173H223ZM242 174V173H241ZM258 174V173H257ZM263 174V173H262ZM261 174V175H262ZM132 175V174H131ZM145 174L143 175L144 177V180H145V176H146ZM155 175V174H154ZM185 175V174H184ZM200 175H202V174H200ZM222 175V174H221ZM253 175V174H252ZM63 176V175H62ZM176 176V175H175ZM187 176V175H186ZM211 176V175H210ZM217 176V175H216ZM240 176V175H239ZM242 176V175H241ZM98 177V176H97ZM113 177V176H112ZM117 177V176H116ZM122 177H124V175L122 176ZM129 177H131V176H129ZM132 177H133V175H132ZM141 177V176H140ZM147 177V176H146ZM151 177V176H150ZM178 177V176H177ZM176 177V178H177ZM191 177H193V176H191ZM191 177H190V179L189 180H191ZM202 176H200V178H201ZM208 177V176H207ZM229 177V176H228ZM260 177V176H259ZM99 178V177H98ZM105 178V177H104ZM104 178H101V179H104ZM134 178V177H133ZM142 178V177H141ZM148 178V177H147ZM152 178V177H151ZM167 178V177H166ZM170 178V177H169ZM199 178V179H200ZM216 178V177H215ZM223 178V177H222ZM240 178H242V177H240ZM247 178V177H246ZM111 179V178H110ZM117 179V181L120 179V178H116ZM115 179V180H116ZM135 179V178H134ZM155 179V178H154ZM154 179H153V181H154ZM168 179V178H167ZM199 179H197V183H198V181H199ZM204 179V178H203ZM208 179H210L209 177H208ZM214 179V178H213ZM213 179H211V180H213ZM238 179V178H237ZM242 179H244V178H242ZM140 180V179H139ZM150 180V179H149ZM187 180V178L185 179V181ZM214 180H218V179H214ZM241 180V179H240ZM245 180V179H244ZM262 180V179H261ZM61 181V180H60ZM102 181V180H101ZM105 181V180H104ZM108 181V180H107ZM122 181V180H121ZM130 181V180H129ZM135 181V180H134ZM138 181V180H137ZM146 181V180H145ZM164 181V180H163ZM170 181H173V180H170ZM178 181V180H177ZM188 181V180H187ZM192 181V180H191ZM190 181V182H191ZM195 180H193V184L196 182H194ZM263 181V180H262ZM103 182V181H102ZM110 182V181H109ZM111 182H113V181H111ZM139 182V181H138ZM137 182V183H138ZM141 182V181H140ZM152 182V181H151ZM224 181H222V183H223ZM234 182V181H233ZM264 182V181H263ZM126 183V182H125ZM129 183V182H128ZM142 183H144V182H142ZM147 183V185H148V181L146 182ZM153 183V182H152ZM152 183H150V185H152ZM158 184V185H160L161 184V182H157V180H155V183L154 184ZM160 183V184H159ZM163 183V182H162ZM164 183H166V182H164ZM163 183V184H164ZM189 183V182H188ZM196 183V184H197ZM200 184H201V180H200V182H199ZM208 183H211V181H209ZM212 183H213V181H212ZM215 183V182H214ZM247 183H249V182H247ZM112 184V183H111ZM115 184V183H114ZM117 184V183H116ZM131 184L133 185V183L131 182ZM153 184V185H154ZM162 184V185H163ZM180 184V183H179ZM189 184H191L190 186H191V188H192V182L191 183H189ZM199 184V185H200ZM203 184V183H202ZM221 183H219V185H220ZM233 184V183H232ZM263 184V183H262ZM19 185H21V184H19ZM109 185V184H108ZM139 185H141V183L139 184ZM146 185V184H145ZM157 185V186H158ZM169 185V184H168ZM198 185V184H197ZM198 185V186H199ZM240 185V184H239ZM242 186H243V184H241ZM261 185V184H260ZM109 186H111V185H109ZM138 186V185H137ZM210 186V185H209ZM242 186H240L241 188H242ZM246 186H247V184H246ZM259 186V185H258ZM123 186H121V188H122ZM125 187V186H124ZM133 187V186H132ZM139 187V186H138ZM149 187V186H148ZM154 188L156 187V186H153ZM161 187V186H160ZM163 187V186H162ZM169 186H166V188H168ZM180 187V186H179ZM186 187V186H185ZM213 187V186H212ZM240 187H239V189H240ZM245 187V186H244ZM261 187H262V185H261ZM109 188V187H108ZM131 188V187H130ZM135 188V187H134ZM150 188V187H149ZM200 188H201V186H200ZM208 188V187H207ZM238 188V187H237ZM113 190H111L110 191V193L111 192H113V191H115L114 189L115 188H112ZM143 189V188H142ZM142 189L140 190V191H142ZM156 189V188H155ZM155 189H153L154 191H155ZM170 188H168V189H163L165 192L168 190V192H166V193H169L170 192V190H169ZM209 189V188H208ZM236 189V188H235ZM248 189V188H247ZM251 189V188H250ZM117 190V189H116ZM123 190H125V189H123ZM133 190H135V189H133ZM136 190H137V188H136ZM171 190H172V188H171ZM205 190H206V188H205ZM213 190H215L214 188H213ZM262 190H264L263 188H261V191ZM122 190H120V192H121ZM145 191V190H144ZM143 191V192H144ZM149 191H151L150 189H149ZM154 191H153V193H154ZM173 191V190H172ZM171 191V192H172ZM189 191V190H188ZM211 191H212V188H211ZM117 192H118V190H117ZM120 192H118V193H120ZM135 192V191H134ZM146 192H148V191H146ZM157 192H158V190H157ZM170 192V193H171ZM205 192V191H204ZM215 192V191H214ZM109 193V192H108ZM124 193V192H123ZM123 193H120V194H122L120 197H121V199H122V201H123V198H122V196L124 197L125 195H123ZM127 193V192H126ZM129 193V192H128ZM150 193V192H149ZM152 192H151V194L150 195H152L153 194ZM156 193V192H155ZM169 193V194H170ZM206 193V192H205ZM207 193H208V191H207ZM135 194V193H134ZM145 194V193H144ZM143 194V195H144ZM148 194V193H147ZM216 193H214L212 196H214ZM105 195V194H104ZM111 195V194H110ZM118 195V194H117ZM127 195V194H126ZM155 195V194H154ZM168 195V194H167ZM210 195V191H209V196H211ZM21 196V195H20ZM106 196V195H105ZM115 196V195H114ZM130 196V195H129ZM128 196V197H129ZM132 196V195H131ZM137 196H138V194H137ZM140 196V195H139ZM147 196V195H146ZM153 196V195H152ZM151 196V197H152ZM170 196V195H169ZM173 196H174V193H173ZM184 196V195H183ZM182 196V197H183ZM111 197V196H110ZM116 197V196H115ZM114 197V198H115ZM119 197V198H120ZM134 197V196H133ZM144 197H145V195H144ZM154 197V196H153ZM156 197H158V196H156ZM161 197V196H160ZM159 197V198H160ZM170 197H172V196H170ZM185 197V196H184ZM183 197V198H184ZM206 197V196H205ZM114 198L112 197V199H113V201H112V203L114 202ZM116 198H118V197H116ZM125 198V197H124ZM146 198V201L147 200H149V198H147V197H145ZM111 199V198H110ZM110 199H109V202H110ZM126 199V198H125ZM131 199V198H130ZM133 199V198H132ZM154 199H156L155 197H154ZM172 199H174V198H172ZM171 198H170V200H171V202L173 201ZM115 200H117V199H115ZM120 200V199H119ZM133 200H135V199H133ZM138 200V199H137ZM140 200H142V198L140 199ZM139 200V201H140ZM152 200V199H151ZM157 200H159V199H157ZM162 200V199H161ZM164 200V199H163ZM170 200L168 199V201L170 202ZM177 200H179V199H177ZM185 200V199H184ZM8 201V200H7ZM175 201V200H174ZM124 202V201H123ZM141 202V201H140ZM139 202V203H140ZM147 202H149V201H147ZM150 202H153V201H150ZM155 202V201H154ZM166 202V201H165ZM164 202V203H165ZM170 202V203H171ZM119 203V202H118ZM133 203V202H132ZM161 203V202H160ZM169 203V204H170ZM176 203V202H175ZM190 203V202H189ZM137 204V203H136ZM136 204H132V205H134L133 207H135L136 206ZM142 204H143V202H142ZM151 204H154V203H151ZM156 204V203H155ZM176 204H178V203H176ZM175 204V205H176ZM187 204V203H186ZM185 203L183 204L184 206L186 205ZM145 205H147L146 204V202H145ZM149 205V204H148ZM166 205V204H165ZM171 205V204H170ZM172 205H173V203H172ZM168 206V205H167ZM167 206L165 207V208H167ZM15 207V206H14ZM125 207V206H124ZM132 207V206H131ZM132 207V208H133ZM144 207V206H143ZM150 207V206H149ZM157 207H159V205H157ZM174 207H177V206H173V207H171V208H173L172 210H174ZM181 207V206H180ZM188 207L190 208V206L188 205ZM136 208V207H135ZM134 208V209H135ZM140 208H141V205H140V207H139V211H140ZM162 208V207H161ZM160 208V209H161ZM182 208H183V206H182ZM181 208V209H182ZM185 208H187V207H185ZM124 209V208H123ZM168 209H169V212L171 211L170 210V207H168ZM176 209V208H175ZM127 210V209H126ZM145 210V209H144ZM144 210H143V212H144ZM148 210H151V209H147L146 210V212L148 211ZM163 210V209H162ZM161 210V211H162ZM165 210V209H164ZM184 209H182V211H183ZM187 210L189 211V209L187 208ZM112 211V210H111ZM138 211V212H139ZM153 211V210H152ZM160 211V212H161ZM166 211V210H165ZM164 211V214L166 213ZM175 211V210H174ZM174 211H172V212H174ZM180 211V210H179ZM179 211L176 213V214H178L179 213ZM185 211V210H184ZM183 211V212H184ZM187 211V214L189 213ZM191 211V210H190ZM133 212V211H132ZM145 212V213H146ZM158 213H159V209H158V211H157ZM122 213V212H121ZM134 213V212H133ZM158 213H156L155 212V214H158ZM171 213V212H170ZM181 213V212H180ZM179 213V214H180ZM132 214V213H131ZM139 214V213H138ZM153 214V213H152ZM154 214V216H156ZM186 214V213H185ZM130 215V214H129ZM145 215V214H144ZM147 215V214H146ZM149 215H150V213H149ZM148 215V217H150ZM162 215V214H161ZM161 215L160 216H158V217H161ZM169 215V214H168ZM121 216V215H120ZM153 216V215H152ZM153 216V217H154ZM163 216H166V215H163ZM162 216V217H163ZM181 216V215H180ZM182 216H184V215H182ZM188 216H190V215H188ZM187 216V217H188ZM122 217H124L123 215H122ZM142 218H144L143 216H141ZM161 217V218H162ZM169 217V216H168ZM177 217H179V216H177ZM185 217V216H184ZM184 217H183V221H185L184 220ZM124 218H126V217H124ZM132 218V217H131ZM136 218L139 220V218H138V216H136ZM135 218V219H136ZM155 218H157V217H155ZM160 218V219H161ZM186 218V217H185ZM133 219V218H132ZM151 219V218H150ZM158 219V218H157ZM160 219H158V220H160ZM163 219V218H162ZM167 219V218H166ZM168 219H170V218H168ZM124 220V219H123ZM129 220V219H128ZM137 220V221H138ZM148 220H149V218H148ZM182 220V219H181ZM188 220V219H187ZM186 220V221H187ZM165 220L163 219V222H164ZM168 221V220H167ZM170 221H171V219H170ZM173 221V220H172ZM182 221V222H183ZM25 222V221H24ZM131 222V221H130ZM140 222V221H139ZM188 222V221H187ZM133 223V222H132ZM165 223V222H164ZM177 223V222H176ZM204 223V222H203ZM24 224V223H23ZM119 224V223H118ZM123 224V223H122ZM141 224V223H140ZM140 224H139V226H140ZM170 224H172V223H170ZM169 224V225H170ZM136 225V224H135ZM138 225V224H137ZM165 225H167V223L165 224ZM181 225V224H180ZM183 225V224H182ZM189 225H190V223H189ZM117 226H119L120 227V225H117ZM124 226H127V225H124ZM123 226V227H124ZM129 226V225H128ZM174 226H175V224H174ZM174 226H172V227H174ZM177 226H179V225H177ZM176 226V228H178ZM186 225H184V227H185ZM188 226V225H187ZM116 227V226H115ZM135 227V226H134ZM137 227V226H136ZM135 227V228H136ZM144 227V224L142 225L141 224V228H143ZM151 227V226H150ZM171 227V226H170ZM188 227H190V226H188ZM127 228V227H126ZM129 228V227H128ZM156 228V227H155ZM155 228H153V230H155ZM167 228V227H166ZM115 229V228H114ZM124 229V228H123ZM148 229V228H147ZM159 229V228H158ZM162 229V228H161ZM174 229V228H173ZM250 229V228H249ZM118 230V229H117ZM116 230V231H117ZM134 230V229H133ZM153 230L152 231H149V230H147V231H149V232H151V234H153L154 232H153ZM180 230H181V228H180ZM247 230V229H246ZM252 230V229H251ZM257 230V229H256ZM119 231V230H118ZM123 231V230H122ZM177 231H178V229H177ZM177 231H175L174 230V232H177ZM190 231V230H189ZM189 231H186V232H188L187 234H189ZM249 231V230H248ZM252 231H254V229L252 230ZM120 233H121V230H120ZM127 233V232H126ZM129 233V232H128ZM134 233V232H133ZM183 233V232H182ZM194 233V232H193ZM197 233V232H196ZM247 233V232H246ZM163 234V233H162ZM172 234H173V232H172ZM186 233L184 234V235H186L187 237H189L188 239H190V236H188ZM117 235V234H116ZM120 235V234H119ZM121 235H122V233H121ZM138 235H140V233L138 234ZM154 235V234H153ZM164 235V234H163ZM183 235V234H182ZM196 235V234H195ZM128 236H129V234H128ZM136 236V235H135ZM157 236V235H156ZM162 236V235H161ZM175 236V235H174ZM179 236H181V233H180V235ZM120 237H122V236H120ZM132 237H133V235H132ZM131 237V238H132ZM140 237V236H139ZM143 237V236H142ZM150 237H151V235H150ZM177 237V236H176ZM126 238L128 239V237L126 236ZM137 238V237H136ZM149 238V237H148ZM170 238V237H169ZM173 238V237H172ZM186 238V237H185ZM184 238V239H185ZM119 239V238H118ZM125 238H122V240H124ZM143 239V238H142ZM171 239V238H170ZM177 239H178V237H177ZM177 239H176V241H177ZM180 239H182V238H180ZM120 240V239H119ZM118 240V241H119ZM129 240V243H130V239H128ZM133 240V239H132ZM139 240V239H138ZM160 240V239H159ZM175 240V239H174ZM173 240V241H174ZM116 241V240H115ZM140 241V240H139ZM139 241H137V242H139ZM172 241V242H173ZM92 242V241H91ZM136 242V243H137ZM152 242H154V241H152ZM180 242H182V240L180 241ZM188 242V241H187ZM120 243V242H119ZM123 243V242H122ZM136 243H134V244H136ZM145 243V242H144ZM147 243V242H146ZM173 243H175V242H173ZM186 242H184V244H185ZM191 243V242H190ZM125 244V243H124ZM123 244V245H124ZM128 243H126V245H127ZM132 244V243H131ZM183 244V245H184ZM137 245V244H136ZM135 245V246H136ZM138 245L140 246V244L138 243ZM137 245V246H138ZM144 245V244H143ZM150 245V244H149ZM174 245V244H173ZM176 245V244H175ZM224 245V244H223ZM125 246V245H124ZM136 246V247H137ZM151 246V245H150ZM177 246V245H176ZM128 246H126V248H127ZM158 247V246H157ZM178 247V246H177ZM79 248V247H78ZM135 248V247H134ZM172 248V247H171ZM85 249V248H84ZM102 249V248H101ZM133 249V248H132ZM155 249H156V247H155ZM154 249V250H155ZM158 249V248H157ZM168 249V248H167ZM170 249V248H169ZM173 249V248H172ZM176 249V248H175ZM180 249H181V247H180ZM223 249H224V247H223ZM81 250V249H80ZM137 249H135V251H136ZM146 250V249H145ZM165 250V249H164ZM178 250V249H177ZM126 251H128V249L126 250ZM176 251V250H175ZM178 251H180V250H178ZM196 251V250H195ZM156 252V251H155ZM182 252V251H181ZM76 253H77V251H76ZM127 253V252H126ZM140 253V252H139ZM138 253V254H139ZM113 254V253H112ZM123 254V252L121 253V255ZM137 254V255H138ZM158 254V253H157ZM222 254V253H221ZM93 255V254H92ZM131 256H132V254H130ZM136 255V254H135ZM136 255V257H138ZM183 255H184V253H183ZM158 257V256H157ZM160 257V256H159ZM121 258V257H120ZM131 258V257H130ZM194 258V257H193ZM89 259V258H88ZM119 259V258H118ZM126 259H128V258H126ZM125 259V260H126ZM134 258H132V260H133ZM137 259V258H136ZM143 259V258H142ZM95 260V259H94ZM115 260V259H114ZM130 260V259H129ZM143 260H145V259H143ZM150 260V259H149ZM156 260V259H155ZM96 261V260H95ZM134 261V260H133ZM119 262V261H118ZM132 262V261H131ZM145 262V261H144ZM161 262V261H160ZM224 262V261H223ZM100 263V262H99ZM115 263H116V261H115ZM120 263V262H119ZM139 263H140V261H139ZM157 263H159V262H157ZM114 264V263H113ZM120 264H122V263H120ZM124 264V263H123ZM128 264H130V263H128ZM141 264V263H140ZM147 264V263H146ZM151 264V263H150ZM160 264V263H159ZM164 264V263H163Z\"/></svg>","mask_w":264,"mask_h":264}]
</instances>
